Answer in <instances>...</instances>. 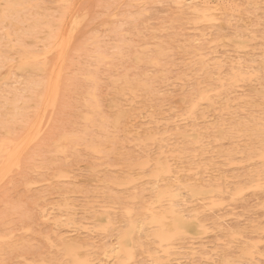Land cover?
I'll list each match as a JSON object with an SVG mask.
<instances>
[{"label": "rangeland", "instance_id": "1", "mask_svg": "<svg viewBox=\"0 0 264 264\" xmlns=\"http://www.w3.org/2000/svg\"><path fill=\"white\" fill-rule=\"evenodd\" d=\"M35 1H37V0H0V12H1L0 13V20H2L0 22V39H1L0 40V51H2L0 53V58L5 59L4 61H3V59L2 60L0 59V66L3 63L1 68H0L1 69L0 90L2 88V90L0 91V95L4 94L1 96L2 97L6 96V97H8L7 99L9 100V101L5 100L6 98H2L0 96V98L3 101L5 100V102L0 100L1 101L0 109H3V110H0V120H1L0 125L2 124L1 127L4 125V123L6 125H8L7 127L4 125L6 128H4V126H3L1 129V127H0V129L2 130V131L0 130V135L2 134V136H3L6 134L3 137L0 136V138H1L0 141L3 140L4 137L6 139L10 138V140L12 137H13V139H14V137L16 139V137H17L16 134L19 135L18 134L19 132L22 133V135L20 133L19 138H17L18 140L17 139L16 140L14 139L15 141L11 140L13 146L14 147L18 146L19 148H16V147L14 148L13 146H11L12 148H10V142L11 141L6 140L5 138L3 141H10V142H6L7 146L3 141H1L5 144L4 147L6 149H3V146H2V145H4L3 143H2V145H0V148L2 149V150L1 149L0 150H1V152L3 151L2 153L0 152L1 158H2V154L4 156V152L7 153V150H8V153H7L8 156L5 153L4 159L2 158L3 161L0 158V160L2 161V162L0 161V163L2 164V166L0 164V166H1L0 169L2 171V172L0 171V173H4L3 175L0 176V186L3 182V185L1 186L2 188L0 187V215H1L0 216V218H1L0 223L3 222L4 220H5V222H3L2 224H4L5 226H7L9 223L11 224L12 220H13V223H15V225L11 224L12 227L9 224L7 226V228L6 227L4 228V225L2 226V224H0V238H1L0 239V249H1L0 254H2V255H0V264H37V263L41 264V261H42V264H57V263L58 264H65V263L66 264H73L74 262H75L74 264H76V262H77V264H82L83 261H84L83 264H117L119 261H121V262H119L118 264H135V263L136 264H149L150 262H151L150 264H154V263L156 264L157 262H159L158 264H210V263L222 264V261H223V264H226V263L230 264V259H232L231 264L233 262H234L233 264H237V262H239L238 264H240V263L246 264L247 262L249 264H264V185H263L264 184L263 183L264 182V163H261V162H264V160H263L264 159V157H263L264 156V151H263L264 147L263 148L261 147V145L264 144V139H263V136H264V132H263L264 131V129H263L264 120L263 121L261 120V119H264V110H263L264 106L262 107V105H264V102L260 101V100L264 101L263 100L264 99L263 98L264 97V91H262V90H264V0H38V2H35ZM16 2H18V3H16ZM64 2L67 4H62ZM68 2H69V4H68ZM18 4L21 6V7L19 6L20 8L18 7ZM21 4H23L24 7ZM22 7L24 8V10H21V9H23ZM15 10H18V11H15ZM71 10H72V12H71ZM113 12H114V14H113ZM83 14H84V16H83ZM1 17H2V19H1ZM55 17H56V19H55ZM76 17H78L79 19ZM86 17H87V19H86ZM81 18H82V20L84 19L83 20L84 23H82ZM72 19L75 20L76 24H74V21ZM72 21H73V23H72ZM4 24H5V26H3ZM13 24H14V26H13ZM11 26H13V27L11 28ZM15 26H17L16 27L17 29L15 28ZM62 28H63V30H62ZM74 29L75 30L77 29V30L75 31ZM4 30H6V31L8 30V31L6 32ZM4 32H6V34L7 33L8 34L6 35ZM56 33L58 35H56ZM60 35H62V37H64V38L62 39L60 37ZM6 37H8V38H6ZM60 38H61V41H59ZM68 38H69V41H68ZM91 39H92V41H91ZM58 41L60 44L64 45V46H62L61 50H59L60 47H59V49H56L57 45L59 44ZM55 46H56V48L54 49L53 47H55ZM64 47H65V49H64ZM52 48H53V50H55V53L57 52V55H59V57L61 56L60 58L58 56H55L56 54H54V51L51 50ZM141 48H144V51ZM139 49H141V50L139 51ZM56 50L62 51L59 53H63V54H58V51H56ZM63 50H65V51H63ZM142 51H143V53H142ZM50 52L51 53L53 52L54 56ZM37 54H40V55L36 56ZM49 54L51 56H53L52 57L53 59L49 56ZM98 54H99V56H98ZM10 55L12 56V58L14 57V59H10L11 61H13V62L10 61L11 63L9 62V58L11 57ZM42 55H45V56H42ZM95 55H97V56H95ZM101 55L106 57V58H103ZM31 57L33 59H31ZM38 57H39V59H38ZM66 57L68 58V61L66 60L67 59ZM23 58L25 60L30 59L32 61H31V63L29 61H27L28 62L27 63V62H25V60ZM61 58H62V60H65V61L62 62ZM36 59L38 60V62L36 61ZM40 59L44 60L43 63H39ZM54 59L55 60L58 59L56 64H54L55 63ZM34 60L36 62H34ZM105 60L108 63L105 62ZM151 60H155V61L151 62ZM5 61H7L9 63L6 62L7 63L6 64ZM60 61L63 64H60ZM139 61H140V63H139ZM48 62H51L52 64L49 63V65H48ZM69 62H73V63H69ZM18 63H19V65H18ZM20 63H23V64H20ZM44 63L46 64L44 66L48 67V69L43 67ZM66 63H67V65L69 63V66H70V64H72V66H70V68H69V66L64 65ZM74 63L76 64V66L73 65ZM151 63H152V65H151ZM15 64H17V66H15ZM31 64L35 65V66H31ZM58 64L60 65V68H58L59 67ZM123 64L126 65L125 68H123L124 67ZM128 64H134V65H128ZM158 64H159V66H163V67L159 68ZM160 64H162V65H160ZM27 65H29V66H27ZM50 65L55 66V67H52L49 70ZM122 65H123V67H122ZM63 66L64 67L67 66V68H64ZM134 66H137L138 68H140V70H142L144 68H145V70H146V68H148V69L146 71L142 70V73H140L141 71H139L136 67L134 68ZM71 67H74L75 69L74 68L72 69ZM115 67L117 68V70H119L121 67L122 70L121 69L119 70L120 74L117 72ZM2 68H5V69H2ZM43 68L47 69L48 71L47 70L41 71V70H44ZM68 68L72 70L73 75H76L77 77L82 75L81 77H79L81 79H78L77 77H74L73 75H71L72 74V72H70L71 70H66ZM76 68H78V69H76ZM158 68H159V70H158ZM165 68L167 71L165 70ZM219 68H221V69H219ZM59 69H61L62 71ZM168 69H169V71H168ZM4 70H5V72H3ZM35 70H37V71H35ZM63 70H64V72H63ZM76 70H78L80 72L77 71V73H76ZM114 70H116L115 71L116 76L118 73V76L116 79L118 80V77L119 76L121 77V78H119V80L122 81L120 83H122V85H123V90L124 89L126 90V88H128L126 91H127L129 96L134 97L133 95H131L132 94L131 92H133V94H135V97H137V94L140 93V94H138L137 98H135V97H134L135 99L132 98V101L135 100L134 102L131 101V97H129L127 95V93H125L126 95H124V92L122 91V88H121L122 85L120 83H118L119 81L115 80V76H113L115 74V72H113ZM123 70L125 71V73L126 72L127 73L124 74ZM49 71H51V72L54 71V72L50 73V75H49V73H48ZM143 71H144V75H143ZM56 72H57V74H56ZM65 72L66 73L69 72V73L66 74ZM148 72H150V73H148ZM154 72H155V74L153 75ZM232 72H234V73H232ZM12 73L14 76L12 75ZM25 73L28 75L26 76ZM58 73H60V74H58ZM158 73H159L160 77L158 76ZM255 73H256V75H255ZM9 74H11V75H9ZM29 74H30V76H29ZM31 74H33L34 76ZM42 74L43 75L45 74L46 76L45 75L43 76ZM63 74H64V76H63ZM78 74H79V76H78ZM127 74H129L130 76L126 78ZM136 74H138V76ZM167 74L169 77L167 76ZM249 74H250V76H248ZM22 75H24L23 76L24 79L21 77ZM37 75H38V77H37ZM53 75H56V78ZM67 75H69V76H67ZM131 75H134V76H132L133 79L135 77V79L132 81L130 80V79H132ZM164 75L167 78H165V77L161 78ZM179 75L180 76L182 75L183 78H185L188 75V78L186 77L187 80H183V79H181L182 77H178ZM251 75H253L252 78H251ZM7 76L8 77L11 76L12 79L10 77H9V79H7L8 78ZM25 76L28 78L29 77H31V78L27 79V78H25ZM35 76H36V78H35ZM39 76H40V79H39ZM41 76L43 79L41 78ZM88 76H91V79ZM140 76L141 77L144 76V78L147 76L146 77L147 80H146V78L144 80L142 77L143 80L141 79L142 81L140 82V79H139ZM155 76L156 77L158 76L156 80H159V79L160 80L156 81L154 79V78H156ZM174 76L177 79H175ZM239 76H243V77L239 78ZM64 77L65 78L70 77V78L65 80ZM112 77H114V78H112ZM72 78H77V79H72ZM125 78H126V80H125ZM171 78L172 79L174 78V79L172 80ZM18 79L20 82L17 81ZM48 79H50L51 81L50 80L48 81ZM62 79H64V80H62ZM69 79H72V80H70L71 82L69 81ZM153 79L155 82L153 81ZM162 79H165L166 83L164 82L165 80H162ZM179 79H181V80H179ZM4 80L5 81H7V80L12 81L13 80V81L12 82L7 81V83H5ZM30 80L36 86H34ZM38 80H39L38 83L40 85L36 84ZM52 80L54 82H55V80H58V82H57L58 86H56L58 88V89H56L57 90V94H56L57 99L55 101L60 102L59 103L60 107H56L58 105L57 104L58 102H55L54 105H52V101L49 99L50 98L49 94L51 92V91H49L50 86L52 87L51 84H53ZM67 80L69 82H67ZM73 80L74 81L79 80L78 81L79 83L77 82L78 83L77 84V83L73 82ZM81 80L82 81L84 80V81L82 82ZM113 80H115L114 84H113ZM148 80L151 83V86L153 88L151 86L149 88V87H146V85H144L145 82ZM27 81H30V82L28 83ZM133 81H135V82H133ZM143 81H145V82L142 84ZM169 81L170 82L174 81V82L169 83ZM245 81H246V83H243ZM22 82L23 83L25 82V83L23 84ZM49 82H50V86H49ZM72 82L74 83L72 86L73 89L76 88L78 90H73L71 88V86L68 87V84L70 83V85H71ZM125 82H127V85ZM130 82L132 84L133 83H135V84H133V86L131 87L132 84ZM149 82H146V83H148V86L150 84ZM160 82H161V84H160ZM14 83H16V86H17V84H20L19 86H17L18 88H21V89L24 88V90H22V93H21V91L18 90V88H16V87L14 88L13 86H10V85H14ZM42 83L45 85H43ZM138 83H139V85H138ZM28 84H32V85H28ZM115 84H119L120 86L119 85L115 86ZM260 84H262V85H260ZM23 85H26V86L28 85L29 88L27 87L28 88L27 89L26 86H23ZM42 85L44 87L47 85V88L46 87L44 88ZM76 85L78 87H75ZM136 85L138 86V90H137ZM213 85H214V88H213ZM234 85H235V87H232ZM9 86L12 88H10ZM37 86L38 87L41 86L40 88L43 87L40 91V94H39V91H37L38 90V88H36ZM62 86H63V88H62ZM92 86L95 88V90ZM196 86L197 87L199 86V88H198L199 90L197 89ZM211 86H212V88H211ZM30 87L33 89L35 87L33 94L35 93V91H36V94L38 93L37 95L34 94L36 96V99L34 96L30 97L31 94H29V93H32V91H33V89L31 90ZM64 87H66V88L64 89ZM112 87H114V88H112ZM130 87H131V89H130ZM142 87H144V88L146 87L147 90H149V91H145L146 88L144 89ZM207 87H208V89L206 92L204 90ZM215 87L216 88L218 87L219 90H218V88L216 89ZM3 88L5 90L11 89V90L17 91L18 95L16 93L12 94V92H14V91H9V92L7 91V93L5 91V93H6L5 94L3 91ZM68 88H71V90L75 91L76 93L72 92V91L67 92L70 90ZM132 88H134V89H132ZM15 89H17V90H15ZM114 89H116V90H114ZM120 89H121V91H119ZM139 89H140V91H139ZM150 89L153 90L154 93ZM200 89H201V91H200ZM222 89H224V90H222ZM225 89H227V90H225ZM230 89H233V90H230ZM256 89H257V91H256ZM141 90L143 93H141ZM211 90L214 91V93L208 92ZM215 90H216V92H215ZM235 90H237V91H235ZM18 91L21 93V96H20V93ZM24 91L26 93H27V91H29L27 93V95H29V97L31 99L27 95H25L26 93ZM59 91L62 93H60ZM85 91H87V92H85ZM114 91H117V92L119 91V92L118 93L116 92V94H112V93H115ZM136 91H138V93ZM144 91H145V93H144ZM150 91L153 93L152 96H151L152 93L150 94ZM185 91H186V93H185ZM195 91L198 92L197 93L198 96H196ZM199 91L201 92L200 94H199ZM91 92L93 95L92 97L90 96ZM122 92H123V94H122ZM8 93H10V95H8ZM69 93H71L70 96H69ZM147 93H149L150 96H147ZM204 93L206 94L207 97L204 96L205 95ZM215 93H217V94L221 93V94L213 96V94L215 95ZM11 94L14 97H12ZM15 94L17 95V97ZM45 94L47 95V97ZM63 94H68V95L64 96ZM117 94H119V96ZM120 94H121V96H120ZM201 94L204 96V98H201L202 97V96H200ZM22 95H24V96H22ZM75 95L77 96V98L75 97ZM78 95H80V96H78ZM208 95L210 97H208ZM9 96H11V97H9ZM68 96H69V98H68L69 100L65 99V105L62 106V104L64 103V102L61 103V101H64L63 97L66 98ZM114 96H117V97H114ZM125 96H126V98H125ZM185 96H188V98ZM192 96H195L194 99ZM223 96L225 97V99ZM71 97L73 98L72 101L70 100ZM90 97L92 100L90 99ZM118 97H120V100H123L124 104L119 100ZM121 97H124L126 99V102L124 101L125 99L124 98L122 99ZM144 97H146V98H144ZM191 97H192V99H191ZM234 97H235V99H234ZM249 97L251 98V100ZM25 98H26V100H25ZM37 98H38V100L41 99V101H39V103H38ZM61 98L63 100H61ZM110 98H115L117 100V102H114L115 99L111 100ZM127 98L130 99V101H129V102H131L130 104L128 103ZM147 98L150 102L148 100H145ZM183 98H185L184 101H183ZM242 98L247 100V102L245 100H242ZM261 98H263V99H261ZM20 99H21V101H20ZM46 99L48 100L47 102H46ZM81 99H83V100H81ZM104 99L108 102L104 101ZM108 99L111 101H109ZM226 99H227V101H226ZM229 99H230V101H229ZM49 100H50V102H49ZM66 100L70 101V103H72V104L70 106H68L69 102ZM94 100H95V102H94ZM185 100H186V103H183V102H185ZM196 100H198V101H196ZM212 100L215 101V102H213L214 106H213V103L211 102ZM233 100H235V101H233ZM35 101H36V103H35ZM146 101H148V102H146ZM187 101L191 102V103L188 102V104H189L188 106H190V108L187 106ZM225 101L227 103H225ZM254 101L256 103H254ZM67 102H68V105H66ZM109 102H111L112 104H110ZM194 102H195V104L198 103L197 104L198 106L192 104ZM201 102L203 104H201ZM217 102H220V103H217ZM238 102H240V103H238ZM2 103H4V106H2L3 105ZM37 103L40 104L41 106L38 105ZM46 103H50V104L48 105ZM114 103H115V105H113ZM120 103H122L121 104L122 106L120 105ZM208 103L210 105H212L214 108L212 106L210 107V105ZM232 103H234V105ZM250 103H251V105H250ZM96 104H97V106H95ZM144 104H146V105H144ZM180 104H182V105H180ZM225 104H227V105L225 106ZM33 105L35 107L39 106V108H37V107L35 108V107H33ZM50 105L54 106L53 107L54 109L50 108ZM87 105H88V107L91 105L90 107H92V109L86 107ZM183 105H185L186 107ZM215 105L216 106L218 105L217 107L219 109L216 108ZM223 105H224V107H223ZM5 106H6V108L7 107L8 108L7 109L3 108ZM81 106L83 108H81ZM94 106H95V109H94ZM108 106L112 110H110ZM112 106L114 108L116 106L117 107L114 110L112 108ZM120 106L122 108H120ZM144 106H145V108H144ZM170 106H172V107H170ZM44 107H45V109H44ZM100 107H101V109H100ZM103 107H105V108H103ZM146 107H147V110H146ZM156 107L158 108V110ZM162 107L165 109H163ZM166 107H167V109H166ZM187 107L190 110L191 109L193 111L195 110V112H193L192 110H191L192 112H190V113H189L190 110H188V112H187L186 111ZM195 107L196 108L199 107L198 110ZM201 107H204L205 109H202ZM33 108H34V110L35 109H37V110L34 111ZM49 108H50V111H52V113H51V118L49 117V121H48L47 120L48 116H50L49 115L50 111L48 110ZM117 108H118V110L123 109L122 111H120V110L119 111L121 114L124 113L123 115H124L125 119L122 117L123 115L120 116L121 114H119V111L116 110ZM180 108H181V110H182V108L184 110L181 111V110H179ZM232 108H235L237 110L236 111L234 109L235 112L238 113V111H240L241 113L240 112L238 114L234 113V110H232ZM256 108H257V110H255ZM259 108H260V111H259ZM13 109L14 110L16 109L15 112L13 111ZM58 109L59 110L61 109L60 113L63 112V114H60ZM79 109L80 110L83 109V110L77 111ZM88 109L89 110L90 109L96 110L98 113L102 112L104 116L107 114L105 116L106 118L103 117L102 113H100L98 115L99 116L98 117V116H96L98 113L96 115H94L96 113V111H94V113H93L92 111H89ZM104 109H106V110H104ZM108 109L110 110L109 112H107ZM168 109H170L171 111ZM173 109H174V111H173ZM199 109L201 111H199ZM211 109H214V110L212 111ZM225 109H227V110H225ZM243 109H245V110H243ZM252 109H254V110H252ZM98 110H100V112ZM155 110H157V111H155ZM161 110H162V112L164 110L163 114L161 113ZM218 110L219 111L224 110L223 112L220 113L221 116L219 114H217V113H219ZM47 111H48V113H46ZM53 111H55V113ZM103 111H106V113H104ZM111 111H113V112H111ZM114 111H116L118 114ZM148 111H149V113H148ZM153 111L155 112L156 115L159 114V115H157V119H156V115L153 114L154 113ZM175 111H176V114H175ZM203 111H204V113H203ZM7 112H9V116H13L12 114L15 115V113H16V116L9 117L7 115L8 114ZM36 112H37V114H36ZM140 112H142V113H140ZM224 112H226V113H224ZM245 112H248L249 114H247V113L245 114ZM81 113H83V114H81ZM108 113L109 114L113 113L114 115L112 114L113 115L112 116V115H109ZM160 113H161L162 117H161ZM165 113H166V115H165ZM172 113L175 114L176 117H172V116H174ZM182 113L185 114V116L188 115L189 117L186 116L188 119ZM201 113H202V115H201ZM4 114H6V117H4L5 116ZM26 114H28V116H27L28 121H26L27 119H24V118H26ZM29 114H31V115L29 116ZM32 114L33 115L35 114V115L33 116ZM89 114L90 115L93 114V116L90 117ZM128 114H131V115L129 116V118H126V117H128ZM147 114H148V116H147ZM203 114H204V116H203ZM205 114L207 117L205 116ZM40 115H41V117H40ZM53 115H56V116H53ZM101 115H102V117H101ZM152 115H154L155 118H153L154 116H152ZM52 116L54 117L55 120L52 119L53 118ZM78 116H82V117L80 119H78ZM84 116H86V117L89 116L90 118L88 117L89 119L87 120V118H85ZM95 116H96V119H95ZM167 116H168V118H165ZM199 116H200V119H198ZM22 117H24V118H22ZM29 117H31V118L34 117L32 120H30L31 122L29 121ZM55 117H57V118H55ZM93 117L95 120L93 119ZM107 117H109L108 118L109 120L107 119ZM117 117H119V119L123 118L122 119L123 124L122 123L120 124L121 121H119ZM170 117H172V118H170ZM227 117H229L231 120L228 119ZM16 118H18V119H16ZM91 118H92V120H91ZM97 118H100L102 120H99ZM103 118L107 119L106 121H109V122L104 123ZM151 118H153V119L151 120ZM164 118L169 120V121L164 120ZM182 118H184V119H182ZM201 118H204L205 120H203V119L201 120ZM7 119L9 122L8 121L5 122V120H7ZM14 119H15V121H17V120L18 121L15 122ZM23 119L25 120L24 121L25 124H22ZM43 119H46L48 122H46V120H43ZM51 119H52V122L49 123ZM66 119L69 120L68 125L66 124L67 123L66 121H68ZM70 119L73 121H71ZM154 119L158 121V122L156 121L157 124H155ZM160 119H162L163 121ZM191 119L193 120V122ZM240 119H242V120H240ZM19 120H20V123H18ZM78 120H81V121H78ZM127 120L129 121L128 123H130V121L133 123H130V125H129L128 123H126ZM171 120H173V121H171ZM194 120H196V121L194 122ZM44 121L46 122V124ZM95 121H97V122H95ZM110 121H111L112 125H109ZM149 121H152V122H149ZM26 122H28V125H26ZM43 122H44V124H43ZM70 122H72V123H70ZM91 122H92V124L96 123L95 127L89 126V125H91ZM117 122L119 123L118 124L119 126H117ZM169 122H172V124ZM34 123H35L34 128L31 129L30 126L33 125ZM41 123L43 124L42 128L40 126ZM76 123L78 125V128L75 125ZM193 123H195V124L193 125ZM240 123H243V124L246 123V124L240 125ZM17 124L18 125L22 124V125H24L25 128H23V126H21V125L15 127V125H17ZM79 124L81 126H79ZM98 124H100V125H98ZM102 124L103 125L108 124V125L107 126L105 125L103 128ZM131 124H133V125H131ZM153 124H155V125H153ZM221 124H222V126H221ZM249 124H251V125H249ZM258 124H259V129H258V126H256ZM84 125L86 127H83ZM101 125L103 128L102 130H104L103 132L100 129ZM113 125H115V126H113ZM121 125H123L125 129L123 128V126L121 127ZM236 125H238V126L236 127ZM27 126H29V127H27ZM96 126H98V127L100 126L99 129L98 128L96 129ZM128 126H130V127L128 128ZM131 126L133 127V129L131 128ZM212 126L214 127V129ZM242 126L245 128H242ZM11 127H13L14 129ZM21 127L23 130L21 129ZM69 127H71L72 129ZM81 127L83 129L88 128L89 130H87V131H86V129L83 130ZM92 127H94V128L92 129ZM106 127L110 129L108 131V133H110V134L106 133L108 130ZM198 127H200V128H198ZM222 127L225 129V131ZM9 128H11L10 129L11 131H13V130L15 131L16 128H18V129L20 128L19 129L20 131L18 129H16L19 132L16 131L15 132L16 134L14 133L15 134V136H14V134H12L14 131L10 133V131L8 130ZM73 128H75V129H73ZM114 128L116 129L115 131H114ZM118 128L119 129L121 128L120 129L121 131H119ZM170 128H172V129L170 130ZM247 128H248V130H247ZM255 128H256V130L258 129L257 132H256V130H253ZM5 129H6V131H5ZM63 129H65V130H63ZM67 129L69 130V133H68ZM76 129L77 130L79 129L78 130L79 135L75 134V132H77ZM128 129H129V131H128ZM146 129H149L151 131L146 130ZM204 129H205V131H204ZM235 129H236V131H235ZM242 129H243V131H242ZM261 129H263V130H261ZM38 130H39V133L37 135H35ZM58 130L60 132H58ZM92 130H94V132ZM99 130H100V133L102 134L101 135L98 132V134H100V136H98V134H96L97 131H99ZM22 131H24V132H22ZM83 131H85V133ZM89 131H91V133H90V134H92L91 136H90V134H88ZM126 131L128 134L125 133ZM190 131H192L193 133ZM195 131L199 135L196 134ZM234 131L236 133H233ZM237 131H238V133H237ZM80 132L81 133L83 132L82 134H83V136H85L84 139H83V136ZM129 132H130V134H129ZM149 132L150 133L153 132L155 134L152 133V136H151V134ZM230 132L232 134H230ZM247 132H249L251 134H248ZM60 133H62V135ZM93 133H95V134L93 135ZM104 133L108 134L109 136L104 135ZM111 133L112 134L114 133L113 136H115L114 139L117 138L116 140H113V138H112L113 136ZM135 133L137 135H135ZM147 133H149L150 136H148ZM173 133H174V135H173ZM225 133L227 135L228 134L229 135L227 136ZM239 133H240V135H239ZM10 134H12L13 136ZM58 134H59V136H58ZM74 134H75L76 138L78 137L77 139H75ZM84 134H86V135H84ZM116 134H118V135H116ZM125 134L129 135V136H126ZM156 134H158V135H156ZM159 134H160V137H158ZM203 134H204V136H202ZM237 134H238V136H237ZM241 134H245V135H241ZM247 134L249 136H247ZM32 135H34V136H32ZM53 135H55V136H53ZM64 135H68V136H66V138H64L65 137ZM70 135L72 136L71 139H73V140L69 139ZM95 135H97V136H95ZM144 135H146L147 137H145ZM234 135H235V138H234ZM35 136H37V137L33 138ZM41 136H43L44 139H42ZM57 136L60 137L59 138L60 140L56 141L55 138L58 139ZM101 136H103L102 139L100 138ZM166 136H168V137H166ZM239 136L241 139H239ZM256 136H258V137L261 136V138L260 137L258 138ZM39 137L42 140L41 142L38 141V140H40V139H38ZM81 137L84 141L86 140L89 143L87 144L86 141L84 143L83 140L81 139ZM104 137H106V138H104ZM109 137H111V138H109ZM130 137L133 139V141ZM134 137L135 138L140 137V138L135 139ZM141 137H145V139L142 138V140H141ZM254 137H256V138H254ZM53 138H54V140H53ZM79 138L82 140V142H81L82 144L80 143L81 140H78ZM85 138H87V139H85ZM95 138H97V139H95ZM103 138L105 139L104 141H103ZM232 138L236 140V141L234 140L235 144H233V142L228 141V139L230 141H233V140H231ZM236 138L239 139V141ZM33 139H35V141H38L39 143L35 142V141L32 142L31 140H33ZM134 139H135V141H134ZM155 139H156V141H154ZM202 139H204V140H202ZM205 139H207V140L209 139V140L206 141ZM247 139H249V141ZM61 140H63V141H61ZM69 140H70V144L73 143L72 145H69V143H68ZM90 140H92V141L94 140V141L92 142ZM197 140L200 141V144H199V141H197ZM215 140H216V142H215ZM16 141H18V142H16ZM22 141H23V143H22ZM54 141H56V142H54ZM59 141L61 143L62 142L63 143L60 144V143H58ZM98 141L100 142V145H98L99 144ZM102 141H103V143H101ZM105 141L106 142L108 141L110 143H108V142L106 143ZM140 141H142V142H140ZM144 141H146V143ZM147 141H148V143H147ZM95 142H96V146H94ZM138 142H140V143H138ZM143 142H144V144H143ZM150 142H152V143L150 144ZM153 142H156V143H153ZM158 142H161V143H159L160 145L158 144ZM202 142H203V145H202ZM248 142H250V143H248ZM251 142H253L254 144L253 143L251 144ZM255 142H257V143H255ZM260 142H262V143L259 145ZM20 143H21V146H20ZM26 143H27V145H25ZM40 143L44 144L43 145L44 147L42 145H40ZM90 143H91V145H90ZM104 143H106V144H104ZM137 143L140 146H138ZM194 143H196V144L198 143L197 146L198 145L199 146L195 147L196 144H194ZM204 143H206V145H204ZM65 144H68L70 146V150H69L68 146H67L68 148L65 146ZM75 144H76V146L78 145V147H76ZM247 144L248 145L251 144V145L247 146ZM52 145H54V146H52ZM56 145H57V147H56ZM62 145H64V146H62ZM80 145H83L84 147L82 148V146H80ZM207 145H209V146H207ZM232 145H234L235 147L237 145L238 147H236V148L240 152L242 151L243 153L238 154V153H240L238 150H235V152H234L235 147H233ZM244 145H246V146H244ZM252 145H254V146H252ZM40 146H42L41 151L39 150ZM50 146H52V147H50ZM72 146L74 147V149L72 148ZM98 146H101V147L99 148ZM175 146H177V147H175ZM250 146L254 147L253 148L254 151L252 150V147L250 148ZM262 146H264V145H262ZM28 147H29V150L31 152H28L29 151ZM31 147H33V148L37 147L36 149L38 151L36 149H34L37 152V153L35 152L36 155L33 153L34 151L31 150V149H33ZM54 147H56V148L53 149V151H52V148H54ZM94 147L96 149H94ZM243 147H245V149H243ZM255 147L257 149H258V147L259 148L261 147L262 149H259V150L260 151L262 150V151L261 152L258 151L257 149H255ZM48 148H51V149H48ZM61 148H62V150H61ZM76 148H78V149H76ZM84 148H86V149H84ZM102 148L105 149L104 150L105 152L103 151ZM239 148H241L242 150H240ZM248 148H250L252 151ZM23 149H25V150H23ZM232 149H233V151H232ZM246 149H248V150H246ZM66 150H69V151H66ZM81 150H82V152H81ZM87 150L89 153L87 152ZM175 150L177 152H175ZM192 150L196 151V153ZM200 150L202 151L203 154L201 153ZM249 150L251 152H248ZM13 151L16 154H17V152L19 154L21 153L20 155H18V163H20L21 160H23L26 157V155H27V158H25V159L26 160L30 159L29 160L30 162H28L24 159L22 161V163H20V165L19 164H13V165L11 164L13 166V167H11L10 163H12V162L10 161V159H11L10 157L12 155H14ZM26 151L28 153H33V155L29 154L33 158H31V156H30V158H28L29 155L27 153H25ZM45 151H47V152L49 151L48 152L49 154ZM56 151H58L57 152L58 157L55 153ZM63 151H65L66 153ZM75 151H78L77 153L79 155ZM83 151H85L86 153L83 154L84 153ZM161 151H162V153H161ZM222 151H226V153L222 152ZM40 152H41V154H39ZM59 152L60 153L62 152L61 155L59 154ZM71 152L73 153V156L75 154H77L78 156L75 155L74 157H71V154H72ZM94 152H95L96 156L94 155ZM207 152H209L211 154H209ZM252 152H255V153H252ZM231 153L233 154L232 157H234V158L230 157L232 155ZM51 154H52V156L50 158L49 156ZM65 154H67V155H65ZM86 154H88V155H86ZM262 154H263V156L261 157ZM64 155H65V157L67 156L66 159L64 158ZM234 155H236L238 157H236ZM249 155L253 158H250ZM253 155H255V156H253ZM43 156H45V157H43ZM46 156H47V158H46ZM55 156H56V158H55ZM226 156H227L228 160L226 159ZM34 157H36V158H34ZM59 157H62L63 159H60ZM5 158H7L6 161H5ZM49 158H50V160H48ZM223 158H225V159H223ZM258 158L263 160V161H260ZM42 159H44V161ZM57 159L61 160V162L57 163V162H59V160H57ZM45 160L49 161V163L46 162L47 163L46 164ZM54 160H55V163L53 162ZM63 160L65 161V163L63 162ZM72 160H73V162H72ZM148 160H149V162H148ZM247 160H248V162H247ZM77 161H79V162H77ZM223 161H225L226 163L230 162L231 165H229L230 163H228V164L223 163ZM8 162H9V164H8ZM23 162H25V163H23ZM67 162H69V163H67ZM33 163H36V164L34 165ZM61 163H62V166H61ZM5 164H7V165H5ZM28 164H31V165H28ZM39 164L46 165L47 167L45 166V170H44L43 169L44 166L39 165ZM52 164L55 166H51ZM56 164H58L60 167L57 166V168L55 169ZM65 164H67V165H65ZM179 164L182 167H180ZM196 164H198V165H196ZM8 165H10V167ZM15 165H17L18 168ZM21 165H22V167H19ZM6 166H8L9 169H5ZM137 166H140V167H137ZM24 167L26 170H24ZM29 167H31V168H29ZM33 167L35 169L38 167L37 172H40V173H37L36 170L32 169ZM193 167H194V169H193ZM20 168H22V169H20ZM40 168H41V170H40ZM46 168H47V170H46ZM50 168H54L56 171L52 170V169L50 170ZM61 168H63V169H61ZM139 168L142 170H140ZM3 169H5L7 171L5 172ZM42 169H43V171H42ZM57 169L58 170L61 169L63 172L61 170L57 171ZM156 169H158V171ZM163 169H164V171H163ZM168 169H169V171H168ZM9 170L11 173L9 172ZM14 170L16 171V173L13 172ZM28 170H29V172H28ZM49 170L51 172L54 171L55 173H53V172L51 173ZM173 171L175 174H173ZM194 171H195V173H194ZM8 172H9V174H8ZM26 172L28 173V175H26L27 174ZM58 172H59V174L60 173L61 174L59 175ZM159 172H160V174H159ZM11 174H13V175H11ZM20 174H22V179H21V177L17 178L18 176H21ZM23 174L25 176H23ZM38 174L41 176V178H37V177H40ZM159 175H160V177H159ZM174 175H176L177 177ZM33 176L35 178H33ZM46 176H48V178ZM60 177H62V178H60ZM155 177H157V178H155ZM25 178L28 179L29 181L28 180L24 181ZM43 178L46 182L42 181ZM46 178L48 180H46ZM50 178L53 179V181L51 180V182H50L49 181ZM262 178H263V180H262ZM19 179H21L23 181V183ZM31 179H32V181H31ZM38 179H41V183H40V180L38 181ZM255 179L257 180V182ZM4 180H5V182H4ZM33 180H35L36 182H34ZM259 180H262V181H259ZM12 181H14V182L12 183ZM37 181H38V183H37ZM114 182H116V183H114ZM154 182H155V184H154ZM174 182H176V183H174ZM181 182H183V186H182ZM249 182L251 183L250 185H248ZM28 183L30 184V186ZM194 183H196V184H194ZM213 183H214V186L212 185ZM171 184L173 185V187ZM187 184L188 185L192 184V185L188 186ZM208 184H210V185H208ZM18 186H20V187L23 186V187L20 188ZM156 186H157V188H156ZM161 186H163L164 188L167 187V189H164L163 187L161 188ZM210 186H212L214 188L212 189V187H210ZM216 186H218V187L221 186V187L219 189ZM24 187H25V189H24ZM226 187L229 189L228 192L226 190L227 189ZM159 188H161V189H159ZM170 188H172V189L170 190ZM201 188H203V189H201ZM153 190H154V192H156L155 194H154V192H151ZM169 190H170V192L172 190L173 191L171 193H169L168 192ZM175 190H178L179 192L178 191L176 192ZM166 191H167V193H164ZM15 192L16 193L18 192V193L15 194ZM180 192H182V193H180ZM163 194L165 195L164 197H163ZM169 194H173L175 197L172 195L174 197L173 198L172 196H169ZM181 195H183V196H181ZM166 196L168 198H166ZM184 196H185V198H183ZM211 196H213V197H211ZM170 197H172V198H170ZM178 197L181 199H179ZM202 197H203V199H202ZM157 198H159V199H157ZM160 199L161 200L165 199V201H161ZM187 200L188 201L190 200L189 203ZM180 201H183V202L180 203ZM156 202H157V204H155ZM174 202H177L179 204L175 203V205H173ZM207 204H209V205H207ZM61 205H63V206L61 207ZM157 205H159V206H157ZM172 205L175 206L177 209L176 208L173 209L174 207ZM169 206L172 208H170ZM190 206H192V207H190ZM158 207L160 209L164 208V211L167 208L165 211L166 215L165 214L159 215V213H161V212L163 213L164 211L158 209ZM179 207H181L183 209L185 208L184 209L185 211L181 208L179 209ZM149 209H152L151 212L149 211ZM157 209H158V211H157ZM188 209H189V212H188ZM196 209L199 212H197ZM132 210L134 213H131ZM145 210L147 212H150V213H154L155 211H157L158 212L157 214L159 216L157 214H155L156 213L155 212L153 215H154V217L157 215L156 219L154 221H152V220L147 218L148 219L147 220L145 218L148 217V215L150 213H147ZM172 210H173V212H172ZM179 210L180 211L182 210V213ZM183 211H184V213H183ZM69 212H72V213H69ZM192 212L196 213V214H193ZM15 213H16V215H15ZM135 213H137V215ZM167 214H168V216L170 215L172 217V218H170L171 221L169 220L170 225H168L169 223L167 222L169 219ZM178 214H180V215H178ZM191 214H193L192 216L198 215V217L196 216V219H195L194 218L195 216L191 217ZM199 214H200V216H199ZM69 215L71 216V218L72 217L73 218L70 219ZM134 215H135V217H134ZM145 215H146V217H145ZM183 215H185V216H183ZM3 216H5V218ZM136 216H138V217H136ZM161 216L163 217V219L165 221H163ZM22 217H24V219ZM109 217H110V220L107 219ZM126 217L128 219L130 218V220H129L130 222L126 221L127 220ZM159 217L161 220L157 219ZM164 217L165 218L167 217V219H165ZM187 217L188 218L190 217L189 218L190 220ZM19 218H21L22 221H20ZM60 218H61V220H60ZM201 218H202V220H201ZM6 219H8V220L6 221ZM16 219L19 222H17ZM89 219H90V221H89ZM134 219L140 220L141 222H138L137 220L133 222ZM143 219H144V221L146 220V222L142 223ZM57 220H58V222H57ZM68 220H70V221H68ZM25 221H26L27 225L25 224ZM111 221H113V222H111ZM201 221H203L204 223ZM21 222H23L22 223L23 225L21 224ZM54 222H56L58 224L56 225V223H54ZM64 222H68L69 224L68 223H67L68 225L66 223L64 224ZM135 222H137L138 224ZM17 223H19L20 225ZM134 223H135V225H134ZM139 223H140V225H139ZM155 223H156V225L153 226ZM165 223H167V225H164ZM158 224H159V226H157ZM162 224L164 226H167V227H164ZM62 225H65V227L64 226L62 227ZM73 225H75L74 227H76V228H74ZM116 225H117V227H114ZM142 225L144 227H142ZM17 226L19 228H15ZM21 226H23V227H21ZM106 226H109L110 228L106 227ZM218 226H220V227H218ZM59 227H61V228H59ZM137 227L139 228V230ZM153 227H156L157 229H155L154 233H151L150 231L154 230ZM113 228H115V229H113ZM150 228H151V230H148ZM168 228H169V230H168ZM22 229L27 230V231L30 230V231L29 232H27V231L21 232ZM161 229L163 231L165 229L166 233L160 232ZM173 229H175V230H173ZM137 230H138V232H137ZM176 230H178L179 232L178 231L176 232ZM3 232H4V236L2 235ZM170 232H172V233H170ZM143 233H145V236ZM173 233H175V234L173 235ZM9 234H12L13 236H9ZM20 234H22V235H20ZM181 234H183V235H181ZM157 235H159V236H157ZM160 235L162 237L163 236L166 237V240H163L165 242L162 241ZM167 235L169 238L167 237ZM169 235H171V237ZM7 236H9V237H7ZM20 236H23V237H21V238H23V241L20 238ZM150 236H151V238H150ZM173 236H174V238H173ZM181 236H183V237H181ZM45 237H46L47 241L50 242L49 245H47L48 243L45 241V239H44ZM137 237L138 238L140 237L141 239H137ZM145 237L147 239H145ZM148 237H149V239H148ZM182 238H184V239H182ZM7 239H9V240H7ZM168 239H169V243L167 244ZM172 239L179 240V241H174ZM187 239H188V241H187ZM152 240L154 241L153 243H151ZM184 240H186V241L184 242ZM7 241L9 243H6V244L3 243V242H7ZM19 241H21V243L25 242V244H23V246L20 245L21 247H18L19 244H21ZM63 241L65 242V244ZM132 241H133V245H132ZM146 241H147V243H146ZM172 241H174L175 244L170 245V243L172 244ZM224 242L227 243L226 244L227 246L225 245ZM229 242H230V244H228ZM54 244H56V245H54ZM138 244L140 246H138ZM157 244H158V247L156 246ZM165 244H167L168 246ZM176 244H177V246H176ZM25 245H27V248ZM50 245H51V247H49ZM57 245H59V246L57 247ZM91 245L94 246L95 248L92 247ZM143 245L145 246L146 250H145ZM179 245H181V246L179 247ZM249 245L253 246V248L252 247L250 248ZM7 246H8V248H7L8 250L6 249ZM150 246L153 247V249L150 248V250H148L149 249L148 247H150ZM2 247H4L5 250ZM33 247H36V248H33ZM138 247L141 248V250H142L141 252H139L140 250H138ZM155 247H157V249L159 250L160 253L155 252V251H158ZM175 247L176 248L179 247V248L174 250L173 248H175ZM229 247H230V249H229ZM243 247H245V248H243ZM17 248H19L20 250ZM54 248H58V249L55 250ZM91 248L94 251H92ZM143 248H144V250H143ZM247 248H250V249L247 250ZM108 249H111V251ZM154 249H155V251H154ZM243 249H245L246 251H243ZM253 249L257 250L259 253L254 254V252H257V251H254ZM95 250H97V251H95ZM112 250H113V252H112ZM151 250L155 252L153 255H151L153 253ZM18 251H19V253L21 252V254H19ZM249 251L251 252V254ZM15 252H17V253H15ZM67 252L68 253L70 252V254L67 255ZM73 252L75 254H77L76 252H78V254L75 255ZM85 252L87 254H89V257H87L88 255ZM88 252H90V253H88ZM91 252L94 254H92ZM104 252H105V255H104ZM142 252H144V254L145 253L146 254L143 255ZM10 253H12L13 255L11 254V256H10ZM14 253H15V255H14ZM72 253L74 254V256L71 255ZM114 253H115V256L117 257V259L115 256L111 257V256H113ZM129 253L131 255V256L130 255L129 256L132 257L133 260L130 257L128 258V256L126 258V255ZM243 253H245L248 256H243V255H245ZM168 254L169 255L171 254L173 257L174 256L175 257L173 258L172 256H168ZM118 255L120 256V259H119ZM256 255H258L259 257ZM149 256H151L150 261H149ZM152 256H155V257L159 256V257H161L160 259H162V257L164 256L162 259L163 262H161V260H157L159 258L156 257L157 258L156 259ZM239 256L241 257V259ZM249 256H250V258H249ZM176 257H177V260H176ZM222 257H224L225 259H223ZM243 257H245V260H243ZM77 258H79V259L77 260ZM114 258H115V260H117V263L114 260ZM151 258H152V260H151ZM237 258H239V259H237ZM246 258L248 260H253V261H248ZM92 259L94 260V262ZM153 259H155L156 262ZM166 259H167V261H166ZM123 260H124V262H123ZM139 260H141L140 263H139ZM144 260H145V262H144ZM246 260H247V262H246ZM168 261L170 263H166ZM250 262H252V263H250Z\"/></svg>", "mask_w": 264, "mask_h": 264}, {"label": "bare ground", "instance_id": "2", "mask_svg": "<svg viewBox=\"0 0 264 264\" xmlns=\"http://www.w3.org/2000/svg\"><path fill=\"white\" fill-rule=\"evenodd\" d=\"M35 2H38V0L35 1ZM35 2H34V3H35ZM61 2H62V1H61ZM61 2H60V3H61ZM16 3H18V2H16ZM57 3H58V2H57ZM142 3H143V2H142ZM62 4H67V3L64 2V3H62ZM68 4H69V2H68ZM77 4H78V3H77ZM130 4H131V3H130ZM21 5L24 7L23 4H21ZM118 5H119V4H118ZM122 5H123V4H122ZM136 5H137V4H136ZM159 5H160V4H159ZM19 6H20V5L18 4V7H19ZM56 6H57V5H56ZM66 6H67V5H66ZM68 6H69V5H68ZM143 6H144V5H143ZM20 7H21V6H20ZM20 7H19V8H20ZM23 7H22V8H23ZM117 7H118V6H117ZM4 8H5V7H4ZM15 8H16V7H15ZM15 8H14V9H15ZM76 8H77V7H76ZM112 9H113V8H112ZM5 10H6V9H5ZM5 10H4V11H5ZM21 10H24V8L21 9ZM116 10H117V9H116ZM15 11H18V10H15ZM66 11H67V10H66ZM111 11H112V10H111ZM62 12H63V11H62ZM71 12H72V10H71ZM0 13H1V12H0ZM28 13H29V12H28ZM147 13H148V12H147ZM203 13H204V12H203ZM12 14H13V13H12ZM85 14H86V13H85ZM107 14H108V13H107ZM113 14H114V12H113ZM9 15H10V14H9ZM9 15H8V16H9ZM80 15H81V14H80ZM83 16H84V14H83ZM83 16H82V17H83ZM85 16H86V15H85ZM146 16H147V15H146ZM40 17H41V16H40ZM78 17H79V16H78ZM78 17H76V18H78ZM111 17H112V16H111ZM147 17H148V16H147ZM76 18H75V19H76ZM1 19H2V17H1ZM13 19H14V18H13ZM49 19H50V18H49ZM55 19H56V17H55ZM73 19H74V18H73ZM73 19H72V20H73ZM78 19H79V18H78ZM86 19H87V17H86ZM81 20H82V18H81ZM83 20H84V19H83ZM83 20H82V23H84ZM1 21H2V20H0V22H1ZM5 21H6V20H5ZM10 21H11V20H10ZM18 21H19V20H18ZM73 21H74V24H76L75 20H73ZM73 21H72V23H73ZM76 21H77V20H76ZM101 21H102V20H101ZM147 21H148V20H147ZM20 22H21V21H20ZM46 22H47V21H46ZM7 23H8V22H7ZM9 24H10V23H9ZM83 25H84V24H83ZM166 25H167V24H166ZM3 26H5V24H4ZM7 26H8V25H7ZM13 26H14V24H13ZM13 26H11V28H12ZM74 26H75V25H74ZM16 27H17V26H15V28H16ZM143 27H144V26H143ZM145 27H146V26H145ZM15 28H14V29H15ZM22 28H23V27H22ZM74 28H75V27H74ZM14 29H13V30H14ZM16 29H17V28H16ZM139 29H140V28H139ZM24 30H25V29H24ZM62 30H63V28H62ZM74 30H75V29H74ZM76 30H77V29H76ZM76 30H75V31H76ZM4 31H6V30H4ZM7 31H8V30H7ZM7 31H6V32H7ZM14 31H15V30H14ZM17 31H18V30H17ZM79 31H80V30H79ZM6 32H4V33L6 34ZM61 32H62V31H61ZM12 33H13V32H12ZM72 33H73V32H72ZM152 33H153V32H152ZM5 34H4V35H5ZM7 34H8V33H7ZM7 34H6V35H7ZM138 34H139V33H138ZM56 35H58V34L56 33ZM72 35H73V34H72ZM124 35H125V34H124ZM127 36H128V35H127ZM57 37H58V36H57ZM60 37H61L62 39L64 38V37H62V35H60ZM77 37H78V36H77ZM96 37H97V36H96ZM6 38H8V37H6ZM39 38H40V37H39ZM61 38L59 39V41H61ZM70 38H71V37H70ZM56 39H57V38H56ZM74 39H75V38H74ZM0 40H1V39H0ZM9 40H10V39H9ZM54 41H55V40H54ZM59 41H58V43H59ZM68 41H69V38H68ZM91 41H92V39H91ZM91 41H90V42H91ZM62 42H63V41H62ZM70 42H71V41H70ZM90 42H89V43H90ZM54 43H55V42H54ZM64 43H65V42H64ZM67 43H68V42H67ZM67 43H66V44H67ZM74 43H75V42H74ZM59 44H60V43H59ZM59 44L57 45V48H56V46L53 47V48H54V49H55V48H56V49H59V47H60L59 50H61V49H62V46H64V45H63V44H60V45H59ZM10 45H11V44H10ZM71 45H72V44H71ZM122 45H123V44H122ZM130 46H131V45H130ZM11 47H12V46H11ZM71 47H72V46H71ZM20 48H21V47H20ZM53 48H52L51 50H53ZM14 49H15V48H14ZM64 49H65V47H64ZM67 49H68V48H67ZM67 49H66V50H67ZM141 49H143V51H144V48H141ZM141 49H139V51H140ZM145 49H146V48H145ZM8 50H9V49H8ZM49 50H50V49H49ZM59 50H56V51H58V54H63V53H59V52H62V51H59ZM4 51H5V50H4ZM10 51H11V50H10ZM22 51H23V50H22ZM53 51H54V54H56L55 56H58V57H59V55H57V52L55 53V50H53ZM63 51H65V50H63ZM143 51H142V53H143ZM180 51H181V50H180ZM1 52H2V51H0V53H1ZM34 53H35V52H34ZM45 53H46V52H45ZM50 53H51V52H50ZM35 54H36V53H35ZM51 54L53 55V52H52ZM198 54H199V53H198ZM11 55H12V54H11ZM11 55H10V56H11ZM38 55H40V54H37L36 56H38ZM64 55H65V54H64ZM12 56H13V55H12ZM12 56H11L10 58L8 57V58H9V62L11 61L10 59H14V57L12 58ZM14 56H15V55H14ZM29 56H30V55H29ZM31 56H32V55H31ZM42 56H45V55H42ZM49 56L52 58L54 55L51 56V55L49 54ZM93 56H94V55H93ZM95 56H97V55H95ZM98 56H99V54H98ZM101 56H102V55H101ZM32 57H33V56H32ZM32 57H31V59H33ZM39 57H40V56H39ZM39 57H38V59H39ZM46 57H47V56H46ZM58 57H57V58H58ZM60 57H61V56H60ZM60 57H59V58H60ZM102 57H103V58H106V57H104V56H102ZM133 57H134V56H133ZM136 57H137V56H136ZM27 58H28V57H27ZM36 58H37V57H36ZM40 58H41V57H40ZM54 58H55V57H54ZM66 58H67V57H66ZM103 58H102V59H103ZM134 58H135V57H134ZM134 58H133V59H134ZM0 59H1V60L3 59V61L5 60L4 58H0ZM23 59H24V58H23ZM34 59H35V58H34ZM52 59H53V58H52ZM107 59H108V58H107ZM15 60H16V59H15ZM17 60H18V59H17ZM21 60H22V59H21ZM24 60H25V59H24ZM24 60H23V61H24ZM41 60H42V61H41ZM54 60H55V59H54ZM57 60H58V59H56V60L54 61L55 63H54V62H53V63L56 64ZM66 60L68 61V58H67ZM110 60H111V59H110ZM200 60H201V59H200ZM3 61H2V62H3ZM7 61H8V60H7ZM7 61H5V63H6ZM27 61H29V62L31 63L32 60H30V59L25 60V62H27ZM36 61L38 62L37 59H36ZM36 61L34 60V62H36ZM43 61H44L43 59H40V62H39V63H43ZM61 61L64 62L65 60H62V58H61ZM61 61H60V64H63V63H61ZM108 61H109V60H108ZM153 61H155V60H151V62H153ZM9 62H7V63H9ZM11 62H13V61H11ZM11 62H10V63H11ZM105 62H107V61L105 60ZM7 63H6V64H7ZM27 63H28V62H27ZM39 63H38V64H39ZM49 63L52 64L51 62H48V65H49ZM69 63H73V62H69ZM69 63H68V65H67V63L64 64V65L69 66ZM75 63H76V62H75ZM75 63L73 64L74 66H76ZM107 63H108V62H107ZM139 63H140V61H139ZM156 63H157V62H156ZM2 64H3V63H2ZM2 64H1V66H2ZM20 64H23V63H20ZM103 64H104V63H103ZM105 64H106V63H105ZM18 65H19V63H18ZM39 65H40V64H39ZM44 65H46L45 63L43 64V67H45V68L48 69V67H46V66H44ZM48 65H47V66H48ZM58 65H59V64H58ZM58 65H57V66H58ZM106 65H107V64H106ZM123 65H124V67H123ZM123 65H122V67L125 68L126 65H125V64H123ZM128 65H134V64H128ZM128 65H127V66H128ZM140 65H141V64H140ZM151 65H152V63H151ZM160 65H162V64H160ZM165 65H166V64H165ZM1 66H0V68H1ZM6 66H7V65H6ZM15 66H17V64H15ZM27 66H29V65H27ZM31 66H35V65H32V64H31ZM36 66H37V65H36ZM67 66H66V67L63 66V67H64V68H67ZM70 66H72V64H70ZM70 66H69V68H70ZM118 66H119V65H118ZM138 66H139V65H138ZM158 66H159V64H158ZM236 66H237V65H236ZM3 67H4V66H3ZM8 67H9V66H8ZM19 67H20V66H19ZM37 67H38V66H37ZM49 67H50V68H49V70H50L52 67H55V66L50 65ZM105 67H106V66H105ZM116 67H117V66H116ZM116 67H115V69L117 70ZM129 67H130V66H129ZM135 67H136L139 71H141L140 73H142V70L146 71V70L148 69V68H146V70H145V68L142 69L143 67L141 66V67H142V68H141L142 70H140V68H138L137 66H134V68H135ZM153 67H154V66H153ZM153 67H152V68H153ZM160 67H163V66H159V68H160ZM169 67H170V66H169ZM45 68H43L44 70H41V71H45V70H47V69H45ZM56 68H57V67H56ZM58 68H60V65H59ZM69 68L66 69V70H71V69H69ZM71 68L73 69L74 67H71ZM132 68H133V67H132ZM150 68H151V67H150ZM156 68H157V67H156ZM159 68H158V70H159ZM2 69H5V68H2ZM11 69H12V68H11ZM53 69H54V68H53ZM62 69H63V68H62ZM74 69H75V68H74ZM76 69H78V68H76ZM120 69H121V67H120ZM120 69H119V70H120ZM153 69H154V68H153ZM219 69H221V68H219ZM219 69H218V70H219ZM59 70H61V69H59ZM94 70H95V69H94ZM116 70H114L113 72H115ZM119 70H117V72L120 74V71H119ZM121 70H122V69H121ZM125 70H126V69H125ZM151 70H152V69H151ZM154 70H155V69H154ZM165 70H166V68H165ZM35 71H37V70H35ZM47 71H48V70H47ZM61 71H62V70H61ZM73 71H74V70H73ZM77 71H78V70H76V73H77ZM123 71H124V70H123ZM144 71H143V75H144ZM149 71H150V70H149ZM152 71H153V70H152ZM166 71H167V70H166ZM168 71H169V69H168ZM3 72H5V70H4ZM52 72H54V71H52ZM52 72L49 71V72H48L49 75H50V73H52ZM63 72H64V70H63ZM70 72H72V70H71ZM78 72H80V71H78ZM161 72H162V71H161ZM164 72H165V71H164ZM0 73H1V69H0ZM10 73H11V72H10ZM61 73H62V72H61ZM65 73H66V72H65ZM67 73H69V72H67ZM67 73H66V74H67ZM118 73H117V76H118ZM121 73H122V72H121ZM126 73H127V72H126ZM126 73H125V71H124V74H126ZM135 73H136V72H135ZM140 73H139V74H140ZM145 73H146V72H145ZM148 73H150V72H148ZM148 73H147V74H148ZM232 73H234V72H232ZM25 74H26V73H25ZM56 74H57V72H56ZM58 74H60V73H58ZM79 74H80V73H79ZM79 74H78V76H79ZM147 74H146V75H147ZM151 74H152V73H151ZM151 74H150V75H151ZM154 74H155V72L153 73V75H154ZM161 74H162V73H161ZM9 75H11V74H9ZM12 75H13V73H12ZM27 75H28V74H26V76H27ZM31 75H33V74H31ZM42 75H43V74H42ZM44 75H45V74H44ZM44 75H43V76H44ZM71 75H73V72H72ZM71 75H70V76H71ZM136 75L138 76V74H136ZM136 75H135V76H136ZM148 75H149V74H148ZM153 75H152V76H153ZM177 75H178V74H177ZM184 75H185V74H184ZM198 75H199V74H198ZM255 75H256V73H255ZM257 75H258V74H257ZM13 76H14V75H13ZM23 76H24V75H22L21 77L24 79ZM26 76H25V78H27V79L31 78V77L28 78V77H26ZM29 76H30V74H29ZM33 76H34V75H33ZM45 76H46V75H45ZM53 76H55V78H56V75H53ZM63 76H64V74H63ZM63 76H62V77H63ZM67 76H69V75H67ZM73 76H74V77H77L76 75H73ZM81 76H82V75H80L79 77H81ZM113 76H115V80H117V79H116V78H117V76H116V72H115V74H114ZM125 76H126V75H125ZM129 76H130V75L127 74L126 78L129 77ZM132 76H134V75H131V77H132ZM137 76H136V77H137ZM158 76H159V73H158ZM158 76H157V77H158ZM161 76H162V75H161ZM167 76H168V74H167ZM248 76H250V74H249ZM252 76H253V75H251V78H252ZM7 77H8V76H7ZM9 77L12 79L11 76H9ZM9 77H8L7 79H9ZM21 77H20V78H21ZM37 77H38V75H37ZM79 77H77V78H78V79H81V78H79ZM88 77H90V79H91V76H88ZM142 77H143V79L145 80V78H146L147 76H146L145 78H144V76H142ZM142 77H141V76H140V78L138 77V78L140 79V82L143 80ZM148 77H149V76H148ZM155 77H156V76H155ZM157 77L154 78V79L156 80ZM159 77H160V76H159ZM164 77H165V75H164L163 77H161V78H164ZM168 77H169V76H168ZM170 77H171V76H170ZM178 77H182L181 79H183V80H187L188 75L186 76L187 78L185 77L186 79L183 78L182 75H181V76L179 75ZM190 77H191V76H190ZM195 77H196V76H195ZM240 77H243V76H239V78H240ZM16 78H17V77H16ZM22 78H21V79H22ZM35 78H36V76H35ZM41 78H42V76H41ZM57 78H58V77H57ZM68 78H70V77H68ZM68 78H65V77H64L65 80L68 79ZM77 78H72V79H77ZM82 78H83V77H82ZM112 78H114V77H112ZM112 78H111V79H112ZM119 78H121V77H120V76L118 77V80H117V81H119L118 83L122 82V81L119 80ZM123 78H124V77H123ZM126 78H125V80H126ZM150 78H151V77H150ZM165 78H167V77H165ZM174 78L177 79L175 76H174ZM174 78H173V79H174ZM192 78H193V77H192ZM11 79H10V80H11ZM14 79H15V78H14ZM39 79H40V76H39ZM42 79H43V78H42ZM42 79H41V80H42ZM64 79H62V80H64ZM72 79H69V81L72 80ZM85 79H86V78H85ZM109 79H110V78H109ZM109 79H108V80H109ZM134 79H135V77H134ZM134 79H133V77H132V79H130V80L132 81V80H134ZM141 79H142V80H141ZM148 79H149V78H148ZM154 79H153V81H154ZM171 79H172V78H171ZM171 79H170V80H171ZM173 79H172V80H173ZM181 79H179V80H181ZM218 79H219V78H218ZM10 80H7V81H9V82H12V81H13V80H12V81H10ZM49 80H50V79H48V81H49ZM88 80H89V79H88ZM92 80H93V79H92ZM115 80H113V84H114V81H115ZM122 80H123V79H122ZM125 80H124V81H125ZM146 80H147V78H146ZM159 80H160V79H159ZM159 80H156V81H159ZM162 80H165V79H162ZM179 80H178V81H179ZM183 80H182V81H183ZM188 80H189V79H188ZM4 81H5V80H4ZM7 81H5V83H7ZM17 81H19V79H18ZM22 81H23V80H22ZM30 81H31V80H30ZM30 81H27V82L29 83ZM35 81H36V80H35ZM42 81H43V80H42ZM50 81H51V80H50ZM52 81H53V80H52ZM69 81L67 80V82H69ZM78 81H79V80H78ZM78 81H77V80H75V81L73 80V82H75V83H77ZM81 81H82V80H81ZM83 81H84V80H83ZM83 81H82V82H83ZM109 81H110V80H109ZM135 81H136V80H135ZM135 81H133V82H135ZM178 81H177V82H178ZM241 81H242V80H241ZM241 81H240V82H241ZM19 82H20V81H19ZM25 82H26V81H25ZM25 82H24V83H25ZM31 82H32V81H31ZM38 82H39V80L37 81L36 84L40 85ZM40 82H41V81H40ZM57 82H58V80H55V82L53 81V84H51L52 87L50 86V82H49V86H50V90H49V91H51L50 94H49V97H50L49 99L52 101V105H54L55 102H58V101H55V100L57 99V98H56V94H57V90H56V89H58V88L56 87V86H58V85H57ZM65 82H66V81H65ZM70 82H71V81H70ZM73 82H72L71 85H70V83H69V84H68V87L71 86V88L73 89V87H72L73 84H74ZM92 82H93V81H92ZM127 82H128V81H127ZM127 82H125L126 85H127ZM138 82H139V81H138ZM144 82H145V81H143L142 84H143ZM146 82H149V80L146 81ZM146 82H145L144 85H146V87H149V88H150L151 83L149 82L150 84H149V86H148V83H146ZM154 82H155V81H154ZM164 82L166 83V80H165ZM167 82H168V81H167ZM173 82H174V81H173ZM173 82H170V81H169V83H173ZM180 82H181V81H180ZM218 82H219V81H218ZM223 82H224V81H223ZM5 83H4V84H5ZM22 83H23V82H22ZM24 83H23V84H24ZM32 83H33V82H32ZM60 83H61V82H60ZM63 83H64V82H63ZM78 83H79V82H78ZM78 83H77V84H78ZM87 83H88V82H87ZM111 83H112V82H111ZM130 83H131V82H130ZM243 83H246V81L243 82ZM250 83H251V82H250ZM42 84H43V83H42ZM66 84H67V83H66ZM80 84H81V83H80ZM120 84L122 85V83H120ZM131 84H132V83H131ZM131 84H130V85H131ZM133 84H135V83H133ZM133 84L131 85V87L133 86ZM152 84H153V83H152ZM160 84H161V82H160ZM205 84H206V83H205ZM254 84H255V83H254ZM19 85H20V84H17V86H19ZM28 85H32V84H28ZM28 85H27V86H26V85H23V86H26V88H27ZM33 85H34V83H33ZM43 85H45V84H43ZM43 85H42V86H43ZM85 85H86V84H85ZM96 85H97V84H96ZM98 85H99V84H98ZM117 85H119V84H115V86H117ZM124 85H125V84H124ZM130 85H129V86H130ZM138 85H139V83H138ZM144 85H143V86H144ZM198 85H199V84H198ZM249 85H250V84H249ZM260 85H262V84H260ZM10 86H13L14 88H15V87L18 88V87L16 86V83H14V85H10ZM10 86H9V87H10ZM21 86H22V85H21ZM34 86H36V85H34ZM49 86H48V87H49ZM59 86H60V85H59ZM64 86H65V85H64ZM88 86H89V85H88ZM113 86H114V85H113ZM115 86H114V87H115ZM119 86H120V85H119ZM136 86H137V85H136ZM136 86H135V87H136ZM40 87H41V86H40ZM40 87H38V86L36 87V88H38L37 91H39V94H40L41 89H42L44 86H43L42 88H40ZM45 87L47 88V85H46ZM45 87H44V88H45ZM60 87H61V86H60ZM75 87H78V86L76 85ZM92 87H93V86H92ZM114 87H112V88H114ZM126 87H127V86H126ZM131 87H130V89H131ZM139 87H140V86H139ZM146 87H145V88H146ZM151 87H152V86H151ZM196 87H197V86H196ZM201 87H202V86H201ZM209 87H210V86H209ZM222 87H223V86H222ZM232 87H235V85L232 86ZM239 87H240V86H239ZM259 87H260V86H259ZM5 88H6V87H5ZM7 88H8V87H7ZM10 88H12V87H10ZM22 88H23V87H22ZM28 88H29V87H28ZM28 88H27V89H28ZM30 88H31V87H30ZM39 88H40V89H39ZM51 88H52V89H51ZM62 88H63V86H62ZM65 88H66V87H64V89H65ZM71 88H68V89H70V90L67 91V92L72 91ZM79 88H80V87H79ZM93 88H94V87H93ZM93 88H92V89H93ZM121 88H122V91L124 92V95H126L125 93H127L126 90H127L128 88H126V90L124 89L126 92L123 90V85H122ZM124 88H125V87H124ZM142 88H144V87H142ZM142 88H141V89H142ZM145 88H144V89H145ZM152 88H153V87H152ZM198 88H199V86L197 87V89H198ZM204 88H205V87H204ZM204 88H203V89H204ZM211 88H212V86H211ZM213 88H214V85H213ZM215 88H216V87H215ZM217 88H218V87H217ZM217 88H216V89H217ZM249 88H250V87H249ZM261 88H262V87H261ZM20 89H21V88H18V90L21 91V93H22V90H24V88L21 89V90H20ZM32 89H33V88H31V90H32ZM64 89H63V90H64ZM81 89H82V88H81ZM89 89H90V88H89ZM89 89H88V90H89ZM116 89H117V88H116ZM116 89H114V90H116ZM132 89H134V88H132ZM207 89H208V87H207L204 91L207 92ZM238 89H239V88H238ZM257 89H258V88H257ZM257 89H256V91H257ZM1 90H2V88H1ZM1 90H0V91H1ZM15 90H17V89H15ZM34 90H35V87H34L32 93H29V94H31L30 97L34 96L35 99H36V96H35V95H37L38 93L36 94V91H35V93H34L35 95H34V94H33ZM43 90H44V89H43ZM43 90H42V91H43ZM73 90H78V89L75 88V89H73ZM79 90H80V89H79ZM82 90H83V89H82ZM94 90H95V88H94ZM117 90H118V89H117ZM137 90H138V86H137ZM150 90H151V89H150ZM183 90H184V89H183ZM183 90H182V91H183ZM198 90H199V89H198ZM213 90H214V89H213ZM218 90H219V88H218ZM218 90H217V91H218ZM222 90H224V89H222ZM225 90H227V89H225ZM230 90H233V89H230ZM230 90H229V91H230ZM261 90H262V89H261ZM3 91H4V93H5V91H6V93H7V91L9 92V91H14V90H11V89H6V90H5V89L3 88ZM19 91H18V92H19ZM25 91H26V90H25ZM25 91H24V92H25ZM45 91H46V90H45ZM45 91H44V92H45ZM92 91H93V90H92ZM119 91H121V89H120ZM119 91H118V92H119ZM133 91H134V90H133ZM139 91H140V89H139ZM145 91H149V90H147V88H146ZM145 91H144V93H145ZM151 91L153 92V90H151ZM151 91H150V94L152 93ZM200 91H201V89H200ZM200 91H199V94L201 93ZM229 91H228V92H229ZM235 91H237V90H235ZM256 91H255V92H256ZM262 91H264V90H262ZM24 92H23V93H24ZM28 92H29V91H27V93H28ZM59 92H60V91H59ZM65 92H66V91H65ZM72 92H75V91H72ZM85 92H87V91H85ZM85 92H84V93H85ZM112 92H113V91H112ZM114 92H115V93H112V94H116L117 91H114ZM118 92H117V93H118ZM123 92H122V94H123ZM130 92H131V91H130ZM136 92L138 93V91H136ZM195 92H196V91H195ZM208 92H211V93L213 92V93H214V91H212V90H211V91H208ZM215 92H216V90H215ZM220 92H221V91H220ZM222 92H223V91H222ZM6 93H5V94H6ZM10 93H11V92H10ZM10 93H8V95H10ZM13 93H16V94H17V91L12 92V94H13ZM19 93H20V92H19ZM21 93H20V96H21ZM25 93H26V92H25ZM27 93H26L25 95H27ZM60 93H62V92H60ZM75 93H76V92H75ZM93 93H94V92H93ZM131 93H132V94H131ZM131 93H130V94L133 95V96L135 97V94H133V92H131ZM141 93H143L142 90H141ZM153 93H154V92H153ZM153 93L151 94V96L153 95ZM183 93H184V92H183ZM185 93H186V91H185ZM197 93H198V92H196V96H198ZM202 93H203V92H202ZM253 93H254V92H253ZM12 94H11V96H12ZM16 94H15V95H16ZM87 94H88V93H87ZM138 94H140V93H138ZM138 94H137V97H138ZM194 94H195V93H194ZM194 94H193V95H194ZM204 94H205V93H204ZM209 94H210V93H209ZM220 94H221V93H220ZM220 94H219V93H218V94L215 93V95L213 94V96L220 95ZM224 94H225V93H224ZM230 94H231V93H230ZM1 95H4V94H1ZM1 95H0V96H1ZM8 95H7V96H8ZM17 95H18V94H17ZM17 95H16V97H17ZM45 95H46V94H45ZM63 95L66 96V95H68V94H63ZM70 95H71V93H69V96H70ZM117 95L119 96V94H117ZM127 95H128V93H127ZM142 95H143V94H142ZM188 95H189V94H188ZM211 95H212V94H211ZM236 95H237V94H236ZM11 96H9V97H11ZM22 96H24V95H22ZM27 96L29 97V95H27ZM69 96L66 97V98L63 97L64 101H61V103H62V102H64V103L62 104V106L65 105V99H68ZM73 96H74V95H73ZM78 96H80V95H78ZM81 96H82V95H81ZM90 96H91V97L93 96V95H92V92H91ZM108 96H109V95H108ZM111 96H112V95H111ZM111 96H110V97H111ZM120 96H121V94H120ZM128 96H129V95H128ZM143 96H144V95H143ZM147 96H150L149 93H147ZM189 96H190V95H189ZM200 96H202L201 98H204V96H206V94H205L204 96L201 94ZM213 96H212V97H213ZM250 96H251V95H250ZM255 96H256V95H255ZM255 96H254V97H255ZM1 97H2V96H1ZM12 97H14V96H12ZM28 97H27V98H28ZM30 97H29V98H30ZM34 97H33V98H34ZM46 97H47V95H46ZM59 97H60V96H59ZM75 97L77 98L76 95H75ZM91 97H90V99H91ZM114 97H117V96H114ZM129 97H131V96H129ZM134 97H131V101H132V98H133V99L137 98V97H135V98H134ZM183 97H184V96H183ZM185 97L188 98V96H185ZM192 97H193V99H194L195 96H192ZM192 97H191V99H192ZM206 97H207V96H206ZM208 97H210V96L208 95ZM212 97H211V98H212ZM223 97H224V96H223ZM236 97H237V96H236ZM2 98H6L5 100H8V99H7L8 97H6V96H4V97H2ZM19 98H20V97H19ZM22 98H23V97H22ZM22 98H21V99H22ZM38 98H39V97H38ZM38 98H37V100H38ZM41 98H42V97H41ZM87 98H88V97H87ZM93 98H94V97H93ZM97 98H98V97H97ZM118 98H119V100H120V97H118ZM118 98H117V99H118ZM121 98L123 99L124 97H121ZM125 98H126V96H125ZM125 98H124V99H125ZM144 98H146V97H144ZM187 98H186V99H187ZM213 98H214V97H213ZM245 98H246V97H245ZM249 98H250V97H249ZM263 98H264V97H263ZM263 98H261V99H263ZM9 99H10V98H9ZM16 99H17V98H16ZM21 99H20V101H21ZM30 99H31V98H30ZM43 99H44V98H43ZM59 99H60V98H59ZM63 99L61 98V100H63ZM72 99H73V98L71 97L70 100L72 101ZM94 99H95V98H94ZM110 99H111V100H112V99L114 100L115 98H110ZM184 99H185V98H183V101H184ZM189 99H190V98H189ZM209 99H210V98H209ZM209 99H208V100H209ZM219 99H220V98H219ZM224 99H225V97H224ZM234 99H235V97H234ZM239 99H240V98H239ZM0 100H2V99L0 98ZM5 100H4V101L2 100V101L5 102ZM25 100H26V98H25ZM37 100H36V101H37ZM50 100H49V102H50ZM68 100H69V99H68ZM68 100H66V101H68ZM81 100H83V99H81ZM91 100H92V99H91ZM95 100H96V99H95ZM95 100H94V102H95ZM108 100H109V99H108ZM111 100H109V101H111ZM127 100H128V103L130 104V103H131V102H129L130 99L127 98ZM145 100H148V98L145 99ZM187 100H188V99H187ZM242 100H245V99L242 98ZM250 100H251V98H250ZM263 100H264V99H263ZM8 101H9V100H8ZM20 101H19V102H20ZM36 101H35V103H36ZM39 101H41V99L38 100V103H39ZM47 101H48V100L46 99V102H47ZM76 101H77V100H76ZM102 101H103V100H102ZM104 101H106V100L104 99ZM120 101L123 103V100H120ZM124 101L126 102V99H125ZM134 101H135V100H134ZM134 101H132V102H134ZM148 101H149V100H148ZM148 101H146V102H148ZM180 101H181V100H180ZM189 101H190V100H189ZM189 101H187V106L189 105V104H188ZM191 101H192V100H191ZM196 101H198V100H196ZM200 101H201V100H200ZM209 101H210V100H209ZM216 101H217V100H216ZM218 101H219V100H218ZM226 101H227V99H226ZM226 101H225V103H227ZM229 101H230V99H229ZM233 101H235V100H233ZM245 101L247 102V100H245ZM260 101H261V102H264V101H262V100H260ZM12 102H13V101H12ZM15 102H16V101H15ZM19 102H18V103H19ZM68 102H69V105H68ZM68 102H67L66 105L70 106L72 103H70V101H68ZM82 102H83V101H82ZM106 102H108V101H106ZM114 102H117V100L115 99ZM146 102H145V103H146ZM149 102H150V101H149ZM211 102L213 103V102H215V101L212 100ZM0 103H1V101H0ZM33 103H34V102H33ZM38 103H37V104H38ZM59 103H60V102L57 103L58 105H57L56 107H60V106H59ZM101 103H102V102H101ZM101 103H100V104H101ZM104 103H105V102H104ZM109 103L112 104L111 102H109ZM122 103H120V105H121ZM183 103H186V100H185V102H183ZM189 103H191V102H189ZM217 103H220V102H217ZM217 103H216V104H217ZM238 103H240V102H238ZM254 103H256V102L254 101ZM2 104H3L2 106H4V103H2ZM7 104H8V103H7ZM46 104L49 105L50 103H46ZM84 104H85V103H84ZM84 104H83V105H84ZM107 104H108V103H107ZM123 104H124V103H123ZM148 104H149V103H148ZM148 104H147V105H148ZM178 104H179V103H178ZM192 104L198 106V105H197L198 103L195 104V102H194V103H192ZM201 104H203V103L201 102ZM201 104H200V105H201ZM206 104H207V103H206ZM208 104H209V103H208ZM221 104H222V103H221ZM228 104H229V103H228ZM232 104L234 105V103H232ZM259 104H260V103H259ZM262 104H263V103H262ZM5 105H6V104H5ZM10 105H11V104H10ZM21 105H22V104H21ZM35 105H36V104H35ZM38 105H40V104H38ZM52 105H50V108H53V107H54V106H52ZM113 105H115V103H114ZM144 105H146V104H144ZM150 105H151V104H150ZM180 105H182V104H180ZM209 105H210V104H209ZM226 105H227V104H225V106H226ZM242 105H243V104H242ZM242 105H241V106H242ZM250 105H251V103H250ZM2 106H1V107H2ZM40 106H41V105H40ZM62 106H61V107H62ZM84 106H85V105H84ZM90 106H91V105H90ZM90 106L88 107V105H87L86 107L92 109V107H90ZM95 106H97V104H96ZM95 106H94V109H95ZM121 106H122V105H121ZM121 106H120V108H122ZM183 106H185V105H183ZM183 106H182V107H183ZM207 106H208V105H207ZM211 106H212V105H210V107H211ZM213 106H214V103H213ZM213 106H212V107H213ZM215 106H216V105H215ZM217 106H218V105H217ZM217 106H216V108H218ZM220 106H221V105H220ZM248 106H249V105H248ZM258 106H259V105H258ZM258 106H257V107H258ZM263 106H264V105H262V107H263ZM33 107H35V106L33 105ZM36 107H37V106H36ZM36 107H35V108H36ZM48 107H49V106H48ZM65 107H66V106H65ZM71 107H72V106H71ZM108 107H109V106H108ZM116 107H117V106H116ZM116 107H115V108H116ZM123 107H124V106H123ZM149 107H150V106H149ZM149 107H148V108H149ZM163 107H164V106H163ZM163 107H162V108H163ZM170 107H172V106H170ZM185 107H186V106H185ZM188 107L190 108V106H188ZM188 107H187V109L185 108L187 112H188V110H190V109H188ZM191 107H192V106H191ZM199 107H200V106H199ZM199 107H198V108H199ZM223 107H224V105H223ZM231 107H232V106H231ZM255 107H256V106H255ZM3 108H6V106L3 107ZM7 108H8V107H7ZM7 108H6V109H7ZM37 108H39V106H38ZM50 108L48 109L49 111H50ZM68 108H69V107H68ZM68 108H67V109H68ZM77 108H78V107H77ZM81 108H83V107L81 106ZM103 108H105V107H103ZM112 108L115 110V108H114L113 106H112ZM144 108H145V106H144ZM156 108H157V107H156ZM160 108H161V107H160ZM195 108H196V107H195ZM195 108H194V109H195ZM198 108H196V109L198 110ZM201 108H202V109H205L204 107H201ZM213 108H214V107H213ZM221 108H222V107H221ZM227 108H228V107H227ZM235 108H236V107H235ZM235 108H232V110H234ZM240 108H241V107H240ZM260 108H261V107H260ZM260 108H259V111H260ZM263 108H264V107H263ZM44 109H45V107H44ZM53 109H54V108H53ZM53 109H52V110H53ZM62 109H63V108H62ZM70 109H71V108H70ZM74 109H75V108H74ZM86 109H87V108H86ZM91 109H90V110L88 109V110H89V111H92L93 113H94V111H96V110H91ZM100 109H101V107H100ZM109 109H110V107H109ZM109 109H108L107 112H109L110 110H112V109H110V110H109ZM163 109H165V108H163ZM166 109H167V107H166ZM218 109H219V108H218ZM228 109H229V108H228ZM241 109H242V108H241ZM241 109H240V110H241ZM0 110H3V109H0ZM15 110H16V109H15ZM15 110L13 109L14 112H15ZM33 110H34V108H33ZM35 110H37V109H35ZM35 110H34V111H35ZM38 110H39V109H38ZM55 110H56V109H55ZM58 110H59V109H58ZM58 110H57V111H58ZM60 110H61V109H60ZM60 110H59V113H60ZM82 110H83V109H82ZM82 110L79 109V110H77V111H82ZM104 110H106V109H104ZM116 110H118V108H117ZM119 110H120V109H119ZM119 110H118V111H119ZM122 110H123V109H122ZM122 110H120V111H122ZM143 110H144V109H143ZM146 110H147V107H146ZM148 110H149V109H148ZM157 110H158V108H157ZM157 110H155V111H157ZM168 110H170V109H168ZM179 110H181V108H180ZM182 110H184V109L182 108ZM182 110H181V111H182ZM191 110H192V109H191ZM191 110L189 111V113L193 111V110H192V111H191ZM211 110L213 111L214 109H211ZM225 110H227V109H225ZM235 110H236V109H235ZM235 110H234V113H237V112H235ZM243 110H245V109H243ZM243 110H242V111H243ZM247 110H248V109H247ZM252 110H254V109H252ZM255 110H257V108H256ZM263 110H264V109H263ZM30 111H31V110H30ZM34 111H33V112H34ZM57 111H56V112H57ZM98 111L100 112V110H98ZM120 111H119V114H121ZM141 111H142V110H141ZM159 111H160V110H159ZM170 111H171V110H170ZM170 111H169V112H170ZM173 111H174V109H173ZM173 111H172V112H173ZM199 111H201V110L199 109ZM215 111H216V110H215ZM223 111H224V110H223ZM223 111H219V110H218L219 113H217V114L220 115V113L223 112ZM230 111H231V110H230ZM230 111H229V112H230ZM236 111H237V110H236ZM250 111H251V110H250ZM4 112H5V111H4ZM31 112H32V111H31ZM53 112L55 113V111H53ZM103 112L106 113V111H103ZM111 112H113V111H111ZM114 112H116V111H114ZM146 112H147V111H146ZM153 112H154V111H153ZM163 112H164V110H163ZM163 112H162V110H161V113H162V114H163ZM184 112H185V111H184ZM184 112H183V113H184ZM193 112H195V110H194ZM197 112H198V111H197ZM231 112H232V111H231ZM239 112H240V111H238V113H239ZM7 113H8L7 115L9 116V112H7ZM46 113H48V111H47ZM51 113H52V111H50V114H49L50 116H48V119H47L48 121H49V117L51 118ZM54 113H53V114H54ZM97 113H98V112L96 111V113H95L94 115H96ZM100 113H102V112H100ZM100 113H98L96 116H98ZM116 113H117V112H116ZM140 113H142V112H140ZM140 113H139V114H140ZM144 113H145V112H144ZM148 113H149V111H148ZM151 113H152V112H151ZM157 113H158V112H157ZM161 113H160V115H161ZM183 113H182V114H183ZM203 113H204V111H203ZM205 113H206V112H205ZM214 113H215V112H214ZM224 113H226V112H224ZM238 113H237V114H238ZM240 113H241V112H240ZM246 113L249 114L248 112H245V114H246ZM261 113H262V112H261ZM2 114H3V113H2ZM36 114H37V112H36ZM56 114H57V113H56ZM60 114H63V112L60 113ZM65 114H66V113H65ZM75 114H76V113H75ZM81 114H83V113H81ZM84 114H85V113H84ZM108 114H109V113H108ZM112 114H113V113H112ZM112 114H109V115H112ZM117 114H118V113H117ZM117 114H116V115H117ZM123 114H124V113H122L120 116H122ZM145 114H146V113H145ZM153 114H155V112H154ZM172 114H173V113H172ZM175 114H176V111H175ZM175 114H173L174 116H172V117H176ZM178 114H179V113H178ZM187 114H188V113H187ZM206 114H207V113H206ZM206 114H205V116H206ZM232 114H233V113H232ZM251 114H252V113H251ZM257 114H258V113H257ZM4 115H5L4 117H6V114H4ZM12 115H13V116H9V117H14V116H16V113H15V115H14V114H12ZM30 115H31V114H29V116H30ZM32 115H33V114H32ZM34 115H35V114H34ZM34 115H33V116H34ZM44 115H45V114H44ZM44 115H43V116H44ZM58 115H59V114H58ZM58 115H57V116H58ZM77 115H78V114H77ZM79 115H80V114H79ZM85 115H86V114H85ZM89 115H90V114H89ZM102 115H103V113H102ZM102 115H101V117H102ZM106 115H107V114H106ZM106 115H105V116H106ZM109 115H108V116H109ZM113 115H114V114H113ZM113 115H112V116H113ZM130 115H131V114H128V117H126V116H125V117H126V118H129ZM155 115H156V114H155ZM157 115H159V114H157ZM157 115H156V119H157ZM165 115H166V113H165ZM169 115H170V114H169ZM169 115H168V116H169ZM183 115L185 116V114H183ZM201 115H202V113H201ZM224 115H225V114H224ZM20 116H21V115H20ZM27 116H28V114H26V118H24V117H22V118L27 119L26 121H28ZM53 116H56V115H53ZM53 116H52V117H53ZM92 116H93V114L90 115V117H92ZM96 116H95V119H96ZM105 116L103 115V117H105ZM147 116H148V114H147ZM150 116H151V115H150ZM152 116H154V115H152ZM168 116L165 117V118H168ZM186 116H188V115H186ZM186 116H185V117H186ZM203 116H204V114H203ZM220 116H221V115H220ZM229 116H230V115H229ZM237 116H238V115H237ZM40 117H41V115H40ZM44 117H45V116H44ZM61 117H62V116H61ZM67 117H68V116H67ZM81 117H82V116H78V119H80ZM84 117L87 118V120L90 118L89 116H88L89 118L86 117V116H84ZM98 117H99V116H98ZM122 117L124 118V115H123ZM158 117H159V116H158ZM161 117H162V115H161ZM172 117H170V118H172ZM188 117H189V116H188ZM206 117H207V116H206ZM206 117H205V118H206ZM222 117H223V116H222ZM232 117H233V116H232ZM239 117H240V116H239ZM258 117H259V116H258ZM1 118H2V117H1ZM33 118H34V117H33ZM33 118L29 117V121L32 120ZM55 118H57V117H55ZM105 118H106V117H105ZM108 118H109V117H107V119H108ZM112 118H113V117H112ZM117 118H118L119 121H121L120 124H121V123L123 124V122H122V121H123V120H122L123 118H122V119H121V118L119 119V117H117ZM117 118H116V119H117ZM134 118H135V117H134ZM153 118H155V116H154ZM153 118H151V120H152ZM165 118H164V120H167V119H165ZM179 118H180V117H179ZM186 118H187V117H186ZM192 118H193V117H192ZM219 118H220V117H219ZM223 118H224V117H223ZM227 118L230 119L229 117H227ZM262 118H263V117H262ZM16 119H18V118H16ZM20 119H21V118H20ZM24 119H23V123H22V124H25V123H24V121H25ZM52 119H54V117H53ZM52 119L50 120L49 123L52 122ZM93 119H94V117H93ZM95 119H94V120H95ZM97 119L102 120V119H100V118H97ZM107 119H104V118H103L104 123H108V122H109V121H106ZM124 119H125V118H124ZM130 119H131V118H130ZM132 119H133V118H132ZM174 119H175V118H174ZM182 119H184V118H182ZM187 119H188V118H187ZM187 119H186V120H187ZM198 119H200V116H199ZM202 119L205 120L204 118H201V120H202ZM233 119H234V118H233ZM260 119H261V118H260ZM11 120H12V119H11ZM21 120H22V119H21ZM43 120H46V119H43ZM47 120H46V122H48ZM54 120H55V119H54ZM66 120H68V119H66ZM66 120H65V121H66ZM70 120H71V119H70ZM81 120H82V119H81ZM81 120H78V121H81ZM91 120H92V118H91ZM108 120H109V119H108ZM111 120H112V119H111ZM118 120H117V121H118ZM128 120H129V119H128ZM128 120H127L126 123L129 122ZM149 120H150V119H149ZM154 120H155V119H154ZM154 120H153V121H154ZM160 120H162V119H160ZM175 120H176V119H175ZM191 120H192V119H191ZM230 120H231V119H230ZM240 120H242V119H240ZM261 120L263 121L264 119H261ZM0 121H1V120H0ZM6 121H8V119L5 120V122H6ZM14 121H15V119H14ZM17 121H18V120H17ZM17 121H15V122H17ZM71 121H73V120H71ZM105 121H106V122H105ZM125 121H126V120H125ZM125 121H124V122H125ZM132 121H133V120H132ZM156 121H157V120H155V124H157ZM162 121H163V120H162ZM167 121H169V120H167ZM167 121H166V122H167ZM171 121H173V120H171ZM181 121H182V120H181ZM195 121H196V120H194V122H195ZM197 121H198V120H197ZM250 121H251V120H250ZM8 122H9V121H8ZM15 122H14V123H15ZM21 122H22V121H21ZM30 122H31V121H30ZM44 122H45V121H44ZM44 122H43V124H44ZM46 122H45V124H46ZM66 122H67L66 124L68 125V124H69V120L66 121ZM82 122H83V121H82ZM82 122H81V123H82ZM93 122H94V121H93ZM95 122H97V121H95ZM149 122H152V121H149ZM157 122H158V121H157ZM177 122H178V121H177ZM185 122H186V121H185ZM190 122H191V121H190ZM192 122H193V120H192ZM219 122H220V121H219ZM242 122H243V121H242ZM10 123H11V122H10ZM18 123H20V120H19ZM70 123H72V122H70ZM85 123H86V122H85ZM87 123H88V122H87ZM99 123H100V122H99ZM130 123H133V122L130 121ZM130 123H128V124L130 125ZM153 123H154V122H153ZM169 123L172 124V122H169ZM196 123H197V122H196ZM220 123H221V122H220ZM251 123H252V122H251ZM8 124H9V123H8ZM22 124H19V125H21V126H23V128H25L24 125H22ZM43 124L41 123V125H40L41 128H42V125H43ZM82 124H83V123H82ZM93 124H94V125H93ZM93 124H92V122H91V125H89V126H94V127H95V124H96V123H93ZM118 124H119V123L117 122V126H119ZM155 124H153V125H155ZM191 124H192V123H191ZM194 124H195V123H193V125H194ZM198 124H199V123H198ZM237 124H238V123H237ZM245 124H246V123H245ZM245 124L240 123V125H245ZM260 124H261V123H260ZM1 125H2V124H1ZM1 125H0V127H1ZM4 125H5L6 127L8 126V125H6L5 123H4ZM4 125H3V126H4ZM13 125H14V124H13ZM19 125L17 124V125H15V127H16V126H19ZM26 125H28V122H26ZM26 125H25V126H26ZM34 125H35V123H34L33 125L30 126L31 129L34 128ZM75 125H76L77 128H78L77 123H76ZM98 125H100V124H98ZM102 125H103V124H102ZM102 125H101V128H100V129H101V131L103 132L104 130H102V129L104 128L105 125L107 126L108 124L103 125V128H102ZM109 125H112V124H111V121H110ZM126 125H127V124H126ZM126 125H125V126H126ZM131 125H133V124H131ZM229 125H230V124H229ZM247 125H248V124H247ZM249 125H251V124H249ZM254 125H255V124H254ZM261 125H262V124H261ZM3 126H2V127H3ZM5 126H4V128H6ZM40 126H39V127H40ZM48 126H49V125H48ZM64 126H65V125H64ZM79 126H81V125L79 124ZM89 126H88V127H89ZM113 126H115V125H113ZM122 126H123V125H121V127H122ZM169 126H170V125H169ZM195 126H196V125H195ZM197 126H198V125H197ZM221 126H222V124H221ZM223 126H224V125H223ZM237 126H238V125H236V127H237ZM252 126H253V125H252ZM256 126H258V129H259V124L256 125ZM2 127H1V129H2ZM9 127H10V126H9ZM13 127H14V126H13ZM13 127H11V128H13ZM27 127H29V126H27ZM43 127H44V126H43ZM46 127H47V126H46ZM83 127H86V126L84 125ZM94 127H92V129H93ZM99 127H100V126H99ZM99 127L96 126V129H97V128L99 129ZM109 127H110V126H109ZM129 127H130V126H128V128H129ZM154 127H155V126H154ZM176 127H177V126H176ZM208 127H209V126H208ZM212 127H213V126H212ZM227 127H228V126H227ZM231 127H232V126H231ZM233 127H234V126H233ZM239 127H240V126H239ZM250 127H251V126H250ZM11 128L8 129V130L10 131V133L14 131V130H13L14 128L12 129L13 131L10 130ZM64 128H65V127H64ZM66 128H67V127H66ZM69 128H71V127H69ZM81 128H82V127H81ZM81 128H80V129H81ZM106 128H107V127H106ZM123 128H124V126H123ZM126 128H127V127H126ZM131 128L133 129L132 126H131ZM189 128H190V127H189ZM195 128H196V127H195ZM198 128H200V127H198ZM222 128H223V127H222ZM234 128H235V127H234ZM234 128H233V129H234ZM242 128H245V127L242 126ZM248 128H249V127H248ZM248 128H247V130H248ZM251 128H252V127H251ZM251 128H250V129H251ZM261 128H262V127H261ZM1 129H0V130H1ZM16 129H18V128H16ZM16 129H15V131H14L12 134H14V133L17 131ZM19 129H20V128H19ZM19 129H18V130H19ZM21 129H22V127H21ZM71 129H72V128H71ZM73 129H75V128H73ZM82 129H83V128H82ZM82 129H81V130H82ZM84 129H86V131L89 130L88 128H84ZM84 129H83V130H84ZM107 129H108V130H107L106 133H108V131L110 130L109 128H107ZM111 129H112V128H111ZM118 129H119V128H118ZM118 129H117V130H118ZM120 129H121V128H120ZM120 129H119V131H121ZM124 129H125V128H124ZM124 129H123V130H124ZM171 129H172V128H170V130H171ZM177 129H178V128H177ZM196 129H197V128H196ZM201 129H202V128H201ZM201 129H200V130H201ZM213 129H214V127H213ZM217 129H218V128H217ZM223 129H224V128H223ZM227 129H228V128H227ZM236 129H237V128H236ZM236 129H235V131H236ZM258 129H257V130H258ZM263 129H264V127H263ZM263 129H261V130H263ZM3 130H4V129H3ZM22 130H23V129H22ZM61 130H62V129H61ZM63 130H65V129H63ZM67 130H68V129H67ZM78 130H79V129H78ZM78 130L76 129L77 132H75V134H77V135H79V134H78ZM81 130H80V131H81ZM94 130H95V129H94ZM94 130H92V131L94 132ZM115 130H116V129L114 128V131H115ZM126 130H127V129H126ZM130 130H131V129H130ZM146 130H149V129H146ZM156 130H157V129H156ZM187 130H188V129H187ZM238 130H239V129H238ZM253 130H256V128L253 129ZM257 130H256V132H257ZM1 131H2V130H1ZM5 131H6V129H5ZM19 131H20V130H19ZM19 131H17V132H19ZM71 131H72V130H71ZM119 131H118V132H119ZM128 131H129V129H128ZM149 131H151V130H149ZM176 131H177V130H176ZM202 131H203V130H202ZM204 131H205V129H204ZM220 131H221V130H220ZM224 131H225V129H224ZM232 131H233V130H232ZM235 131H234L233 133H236ZM242 131H243V129H242ZM242 131H241V132H242ZM22 132H24V131H22ZM58 132H60V131L58 130ZM66 132H67V131H66ZM66 132H65V133H66ZM83 132L85 133V131H83ZM83 132H82V133H83ZM98 132L100 133V130L97 131V133H96V132H95V133L98 134ZM110 132H111V131H110ZM112 132H113V131H112ZM116 132H117V131H116ZM132 132H133V131H132ZM132 132H131V133H132ZM138 132H139V131H138ZM165 132H166V131H165ZM172 132H173V131H172ZM177 132H178V131H177ZM190 132H192V131H190ZM207 132H208V131H207ZM217 132H218V131H217ZM241 132H240V133H241ZM253 132H254V131H253ZM263 132H264V131H263ZM20 133H21V132H19L18 134L20 135ZM26 133H27V132H26ZM38 133H39V130L36 132L35 135H37ZM63 133H64V132H63ZM68 133H69V130H68ZM73 133H74V132H73ZM73 133H72V134H73ZM80 133H81V132H80ZM82 133H81V134H82ZM86 133H87V132H86ZM90 133H91V131L88 132V134H90ZM95 133H93V135H94ZM106 133H104V135H108V134H110V133H108V134H106ZM125 133H127V131H126ZM136 133H137V132H136ZM136 133H135V135H137ZM149 133H150V132H149ZM149 133H147L148 136H150ZM152 133H153V132H152ZM152 133H150L151 136H152ZM156 133H157V132H156ZM167 133H168V132H167ZM167 133H166V134H167ZM170 133H171V132H170ZM186 133H187V132H186ZM192 133H193V132H192ZM195 133H196V131H195ZM205 133H206V132H205ZM228 133H229V132H228ZM237 133H238V131H237ZM240 133H239V135H240ZM245 133H246V132H245ZM247 133H248V134H251V133H249V132H247ZM12 134H10V135H12ZM15 134H16V133H15ZM15 134H14V136H15ZM60 134L62 135V133H60ZM66 134H67V133H66ZM70 134H71V133H70ZM75 134H74V136H75ZM100 134H101V133H100ZM100 134H98V136H100ZM111 134H112V133H111ZM113 134H114V133H113ZM113 134H112V136H113ZM127 134H128V133H127ZM129 134H130V132H129ZM132 134H133V133H132ZM132 134H131V135H132ZM153 134H155V133H153ZM160 134H161V133H160ZM160 134H159L158 137H160ZM196 134H198V133H196ZM225 134H226V133H225ZM230 134H232V133L230 132ZM248 134H247V136H249ZM5 135H6V134H5ZM5 135H3V136H5ZM19 135L16 134V136H17L16 139L19 138ZM21 135H22V133H21ZM41 135H42V134H41ZM84 135H86V134H84ZM91 135H92V134H90V136H91ZM101 135H102V134H101ZM116 135H118V134H116ZM125 135H126V134H125ZM156 135H158V134H156ZM162 135H163V134H162ZM173 135H174V133H173ZM198 135H199V134H198ZM226 135H227V134H226ZM226 135H225V136H226ZM228 135H229V134H228ZM228 135H227V136H228ZM235 135H236V134H235ZM235 135H234V138H235ZM241 135H245V134H241ZM256 135H257V134H256ZM258 135H259V134H258ZM0 136H2V134H1ZM3 136H2V137H3ZM12 136H13V135H12ZM32 136H34V135H32ZM32 136H31V137H32ZM38 136H39V135H38ZM53 136H55V135H53ZM58 136H59V134H58ZM58 136H57V137H58ZM64 136H65L64 138H66V136H68V135H64ZM80 136H81V135H80ZM82 136H83V134H82ZM95 136H97V135H95ZM108 136H109V135H108ZM108 136H107V137H108ZM126 136H129V135H126ZM144 136L147 137L146 135H144ZM169 136H170V135H169ZM200 136H201V135H200ZM202 136H204V134H203ZM209 136H210V135H209ZM237 136H238V134H237ZM7 137H8V136H7ZM9 137H10V136H9ZM22 137H23V136H22ZM36 137H37V136H35V137H33V138H36ZM71 137H72V136L70 135V138H69V139H71ZM84 137H85V136H83V139H84ZM86 137H87V136H86ZM93 137H94V136H93ZM93 137H92V138H93ZM102 137H103V136H101L100 138L102 139ZM123 137H124V136H123ZM135 137H136V136H135ZM135 137H134V138H135ZM145 137H141V140H142V138L145 139ZM161 137H162V136H161ZM166 137H168V136H166ZM229 137H230V136H229ZM251 137H252V136H251ZM251 137H250V138H251ZM256 137H258V136H256ZM256 137H254V138H256ZM259 137L261 138V136H259ZM259 137H258V138H259ZM4 138H5V137H4ZM4 138H3V140H4ZM41 138L44 139L43 136H41ZM59 138H60V137H58V139L55 138L56 141H57V140H60ZM73 138H74V137H73ZM77 138H78V137H77ZM77 138H76V136H75V139H77ZM97 138H98V137H97ZM97 138H95V139H97ZM104 138H106V137H104ZM104 138H103V141L105 140ZM109 138H111V137H109ZM109 138H108V139H109ZM112 138H113V140H116V139H117V138L114 139L115 136H113ZM130 138H131V137H130ZM130 138H129V139H130ZM138 138H140V137H138ZM138 138H135V139H138ZM204 138H205V137H204ZM219 138H220V137H219ZM219 138H218V139H219ZM247 138H248V137H247ZM0 139H1V138H0ZM5 139H6V138H5ZM14 139H15V137H14ZM14 139H13V137L11 138V140H14ZM16 139H15V140H16ZM25 139H26V138H25ZM25 139H24V140H25ZM38 139H40V137H39ZM50 139H51V138H50ZM67 139H68V138H67ZM81 139H82V137H81ZM81 139L79 138L78 140H81ZM83 139H82V140H83ZM85 139H87V138H85ZM90 139H91V138H90ZM131 139H132V138H131ZM131 139H130V140H131ZM135 139H134V141H135ZM168 139H169V138H168ZM188 139H189V138H188ZM197 139H198V138H197ZM220 139H221V138H220ZM236 139H237V138H236ZM239 139H241L240 136H239ZM239 139H237V140L239 141ZM263 139H264V136H263ZM3 140H1V141H3ZM6 140H10V138H9V139H6ZM11 140H10V141H11ZM15 140H14V141H15ZM17 140H18V139H17ZM29 140H30V139H29ZM53 140H54V138H53ZM63 140H64V139H63ZM63 140H61V141H63ZM71 140H73V139H71ZM82 140L80 141V143L82 142ZM98 140H99V139H98ZM121 140H122V139H121ZM127 140H128V139H127ZM127 140H126V141H127ZM130 140H129V141H130ZM139 140H140V139H139ZM164 140H165V139H164ZM182 140H183V139H182ZM189 140H190V139H189ZM200 140H201V139H200ZM202 140H204V139H202ZM205 140L208 141L209 139H208V140L205 139ZM221 140H222V139H221ZM231 140H233V141H230V140L228 139L229 142H233V144H235L234 142H235L236 140L233 139V138H232ZM234 140H235V141H234ZM247 140L249 141V139H247ZM1 141H0V143H1L0 145H2L3 142H4L5 144H6V142H10V141H3V142H1ZM31 141L34 142L35 139H33V140H31ZM38 141L41 142L42 140L40 139V140H38ZM38 141H35V142H38ZM56 141H54V142H56ZM85 141H86V140H85ZM85 141L83 140L84 143H85ZM90 141H92V140H90ZM93 141H94V140H93ZM93 141H92V142H93ZM99 141H100V140H99ZM99 141H98V142H99ZM103 141H102L101 143H103ZM108 141H109V140H108ZM108 141H107V142H108ZM129 141H128V142H129ZM132 141H133V139H132ZM154 141H156V139H155ZM168 141H169V140H168ZM195 141H196V140H195ZM195 141H194V142H195ZM197 141H199V140H197ZM252 141H253V140H252ZM16 142H18V141H16ZM16 142H15V143H16ZM28 142H29V141H28ZM28 142H27V143H28ZM66 142H67V141H66ZM72 142H73V141H72ZM86 142H87V144L89 143L88 141H86ZM92 142H91V143H92ZM105 142H106V141H105ZM107 142H106V143H107ZM140 142H142V141H140ZM140 142H138V143H140ZM144 142L146 143V141H144ZM144 142H143V144H144ZM203 142H204V141H203ZM203 142H202V145H203ZM210 142H211V141H210ZM215 142H216V140H215ZM217 142H218V141H217ZM246 142H247V141H246ZM4 143H3V144H4ZM22 143H23V141H22ZM27 143H26L25 145H27ZM38 143H39V142H38ZM38 143H37V144H38ZM43 143H44V142H43ZM50 143H51V142H50ZM58 143L62 144L63 142L61 143V142L59 141ZM58 143H57V144H58ZM68 143H69V145H72V144H73V143L70 144V140L68 141ZM91 143H90V145H91ZM106 143H104V144H106ZM108 143H110V142H108ZM123 143H124V142H123ZM138 143H137V145H138ZM147 143H148V141H147ZM151 143H152V142H150V144H151ZM153 143H156V142H153ZM159 143H161V142H158V144H159ZM192 143H193V142H192ZM207 143H208V142H207ZM238 143H239V142H238ZM248 143H250V142H248ZM252 143H253V142H251V144H252ZM255 143H257V142H255ZM261 143H262V142H260L259 145H260ZM5 144L2 145V146H3V149H6V148L4 147ZM11 144H12V141L10 142V148H12L11 146H13V144H12V145H11ZM34 144H35V143H34ZM34 144H33V145H34ZM52 144H53V143H52ZM55 144H56V143H55ZM60 144H59V145H60ZM78 144H79V143H78ZM81 144H82V143H81ZM194 144H196V143H194ZM197 144H198V143H197ZM197 144H196L195 147H198V146H199V145L197 146ZM199 144H200V141H199ZM208 144H209V143H208ZM251 144H249V145H251ZM253 144H254V143H253ZM38 145H39V144H38ZM40 145L43 146L44 144L40 143ZM69 145H68V144H65V146H66V147L68 146V147H69V150H70V146H69ZM83 145H84V144H83ZM83 145H80V146H82V148H83V147H84ZM92 145H93V144H92ZM98 145H100V142H99ZM101 145H102V144H101ZM122 145H123V144H122ZM145 145H146V144H145ZM159 145H160V144H159ZM171 145H172V144H171ZM204 145H206V143H204ZM249 145L247 144V146H249ZM256 145H257V144H256ZM262 145H264V144H262ZM262 145H261V147L263 148L264 146H262ZM6 146H7V144H6ZM20 146H21V143H20ZM42 146L39 147V148H40V149H39L40 151H41V147H42ZM52 146H54V145H52ZM52 146H50V147H52ZM62 146H64V145H62ZM62 146H61V147H62ZM75 146H76V144H75ZM88 146H89V145H88ZM94 146H96V142H95V145H94ZM117 146H118V145H117ZM138 146H140V145H138ZM143 146H144V145H143ZM146 146H147V145H146ZM172 146H173V145H172ZM207 146H209V145H207ZM210 146H211V145H210ZM232 146L235 147L234 145H232ZM244 146H246V145H244ZM252 146H254V145H252ZM252 146H250V148H251ZM13 147H14V146H13ZM15 147H16V146H15ZM15 147H14V148H15ZM29 147H30V146H29ZM29 147H28V150H29ZM33 147H34V146H33ZM33 147H31V148H33ZM37 147H38V146H37ZM37 147H35V148H33V149L30 148L31 150L34 151V152L32 151L34 154H35V152H36V150H37V149H36ZM43 147H44V146H43ZM56 147H57V145H56ZM56 147L52 148V151H53V149H55ZM66 147H65V148H66ZM68 147H67V148H68ZM76 147H78V145H77ZM90 147H91V146H90ZM98 147L100 148L101 146H98ZM107 147H108V146H107ZM111 147H112V146H111ZM170 147H171V146H170ZM175 147H177V146H175ZM178 147H179V146H178ZM180 147H181V146H180ZM205 147H206V146H205ZM236 147H238V146L236 145ZM236 147H235V149H234V152H235V150H238ZM261 147H260V148L258 147V149L255 147V149H257L258 151H260L259 149H262ZM16 148H19V147L17 146ZM46 148H47V147H46ZM67 148H66V149H67ZM72 148L74 149L73 146H72ZM144 148H145V147H144ZM250 148H248V149H250ZM253 148H254V147H252V150H253ZM0 149H1V148H0ZM8 149H9V148H8ZM34 149H36V150H34ZM42 149H43V148H42ZM48 149H51V148H48ZM48 149H47V150H48ZM73 149H72V150H73ZM76 149H78V148H76ZM79 149H80V148H79ZM84 149H86V148H84ZM94 149H96V148L94 147ZM94 149H93V150H94ZM102 149H103V148H102ZM106 149H107V148H106ZM145 149H146V148H145ZM172 149H173V148H172ZM201 149H202V148H201ZM239 149L242 150L241 148H239ZM243 149H245V147H243ZM248 149H246V150H248ZM1 150H2V149H1ZM1 150H0V152H1ZM12 150H13V149H12ZM23 150H25V149H23ZM26 150H27V149H26ZM28 150H27V151H28ZM57 150H58V149H57ZM61 150H62V148H61ZM69 150H66V151H69ZM93 150H92V151H93ZM99 150H100V149H99ZM104 150H105V149H103V151H104ZM123 150H124V149H123ZM168 150H169V149H168ZM197 150H198V149H197ZM203 150H204V149H203ZM210 150H211V149H210ZM230 150H231V149H230ZM230 150H229V151H230ZM246 150H245V151H246ZM250 150H251V149H250ZM250 150H249L248 152H251V151H252V150H251V151H250ZM5 151H6V150H5ZM10 151H11V150H10ZM10 151H9V152H10ZM27 151H26L25 153H27L28 155H29V154L33 155V153H28V152H31L30 150H29L28 152H27ZM37 151H38V150H37ZM42 151H43V150H42ZM79 151H80V150H79ZM95 151H96V150H95ZM97 151H98V150H97ZM118 151H119V150H118ZM173 151H174V150H173ZM179 151H180V150H179ZM192 151H194V150H192ZM200 151H201V150H200ZM205 151H206V150H205ZM232 151H233V149H232ZM238 151H239V150H238ZM253 151H254V150H253ZM255 151H256V150H255ZM261 151H262V150H261ZM261 151H260V152H261ZM263 151H264V150H263ZM2 152H3V151H2ZM2 152H1V153H2ZM20 152H21V151H20ZM45 152H47V151H45ZM48 152H49V151H48ZM48 152H47V153H48ZM57 152H58V151L55 152L56 155L58 154ZM63 152H65V151H63ZM75 152L77 153L78 151H75ZM81 152H82V150H81ZM83 152H84L83 154L86 153L85 151H83ZM87 152H88V150H87ZM100 152H101V151H100ZM100 152H99V153H100ZM104 152H105V151H104ZM104 152H103V153H104ZM108 152H109V151H108ZM110 152H111V151H110ZM158 152H159V151H158ZM175 152H177V151L175 150ZM194 152L196 153V151H194ZM209 152H210V151H209ZM209 152H207V153H209ZM216 152H217V151H216ZM218 152H219V151H218ZM222 152H225V153H226V151H222ZM230 152H231V151H230ZM239 152H240V151H239ZM1 153H0V154H1ZM5 153H6V152H4V156H5ZM7 153H8V150H7ZM7 153H6V154H7ZM10 153H11V152H10ZM13 153H14V151H13ZM13 153H12V154H13ZM36 153H37V152H36ZM55 153H54V154H55ZM61 153H62V152H61ZM61 153L59 152L60 155H61ZM65 153H66V152H65ZM68 153H69V152H68ZM71 153H72V152H71ZM88 153H89V152H88ZM145 153H146V152H145ZM161 153H162V151H161ZM164 153H165V152H164ZM164 153H163V154H164ZM168 153H169V152H168ZM173 153H174V152H173ZM191 153H192V152H191ZM201 153H202V151H201ZM220 153H221V152H220ZM241 153H243V152L241 151V152L238 153V154H241ZM252 153H255V152H252ZM12 154H11V155H12ZM20 154H21V153H20ZM20 154L17 152V154L14 153V155H12V156L10 155V156H11V157H10L11 159H10V158H9V159H10V161L12 162V163H10V165H11V164H12V165H13V164H19V165H20V163H22V161H23L25 158H27V155H26V157H25L23 160H21V162L19 161L20 163H18V155H20ZM23 154H24V153H23ZM23 154H22V155H23ZM39 154H41V152H40ZM48 154H49V153H48ZM52 154H53V153H52ZM52 154L49 156L50 158H51ZM69 154H70V153H69ZM77 154H78V153H77ZM77 154H75V155L78 156L79 154H78V155H77ZM101 154H102V153H101ZM165 154H166V153H165ZM169 154H170V153H169ZM187 154H188V153H187ZM202 154H203V153H202ZM209 154H211V153H209ZM222 154H223V153H222ZM231 154H232V153H231ZM236 154H237V153H236ZM246 154H247V153H246ZM260 154H261V153H260ZM31 155H29L28 158H30ZM35 155H36V154H35ZM35 155H34V156H35ZM65 155H67V154H65ZM65 155H64V158L66 159L67 156L65 157ZM75 155H74V156H75ZM86 155H88V154H86ZM90 155H91V154H90ZM94 155H95V152H94ZM104 155H105V154H104ZM242 155H243V154H242ZM255 155H256V154H255ZM255 155H253V156H255ZM258 155H259V154H258ZM4 156H3V154H2V158H3V159H4ZM7 156H8V154H7ZM23 156H24V155H23ZM74 156H73V153H72V154H71V157H74ZM95 156H96V155H95ZM147 156H148V155H147ZM194 156H195V155H194ZM232 156H233V154H232L230 157H232ZM234 156H236V155H234ZM256 156H257V155H256ZM262 156H263V154L261 155V157H262ZM43 157H45V156H43ZM57 157H58V155H57ZM191 157H192V156H191ZM228 157H229V156H228ZM236 157H238V156H236ZM249 157H250V158H253V157H251L250 155H249ZM257 157H258V156H257ZM263 157H264V156H263ZM0 158H1V155H0ZM2 158H1V160L3 161ZM31 158H33V157L31 156ZM34 158H36V157H34ZM46 158H47V156H46ZM50 158H49L48 160H50ZM55 158H56V156H55ZM59 158H60V159H63L62 157H59ZM193 158H194V157H193ZM197 158H198V157H197ZM232 158H234V157H232ZM242 158H243V157H242ZM247 158H248V157H247ZM6 159H7V158H5V161H6ZM40 159H41V158H40ZM188 159H189V158H188ZM195 159H196V158H195ZM195 159H194V160H195ZM223 159H225V158H223ZM226 159H227V156H226ZM229 159H230V158H229ZM245 159H246V158H245ZM258 159H259V158H258ZM258 159H257V160H258ZM1 160H0V161H1ZM25 160H26V159H25ZM29 160H30V159H27L26 161L30 162ZM38 160H39V159H38ZM42 160L44 161V159H42ZM46 160H47V159H46ZM46 160H45V163H46V162L49 163V161H46ZM57 160H59V159H57ZM75 160H76V159H75ZM186 160H187V159H186ZM204 160H205V159H204ZM227 160H228V159H227ZM231 160H232V159H231ZM248 160H249V159H248ZM248 160H247V162H248ZM252 160H253V159H252ZM259 160H260V161H263L264 159H263V160L259 159ZM259 160H258V161H259ZM2 161H1V162H2ZM7 161H8V160H7ZM26 161H25V162H26ZM31 161H32V160H31ZM39 161H40V160H39ZM191 161H192V160H191ZM210 161H211V160H210ZM213 161H214V160H213ZM260 161H259V162H260ZM25 162H23V163H25ZM28 162H27V163H28ZM32 162H33V161H32ZM32 162H31V163H32ZM34 162H35V161H34ZM51 162H52V161H51ZM53 162L55 163V160H54ZM60 162H61V160H59V162H57V163H60ZM63 162L65 163L64 160H63ZM72 162H73V160H72ZM77 162H79V161H77ZM148 162H149V160H148ZM187 162H188V161H187ZM3 163H4V162H3ZM5 163H6V162H5ZM39 163H40V162H39ZM47 163H46V164H47ZM67 163H69V162H67ZM204 163H205V162H204ZM223 163H226V162L223 161ZM228 163H230V162H227L226 164H228ZM261 163H264V162H261ZM0 164H1V163H0ZM8 164H9V162H8ZM33 164L35 165L36 163H33ZM43 164H44V163H43ZM76 164H77V163H76ZM5 165H7V164H5ZM5 165H4V166H5ZM10 165H8V166L10 167ZM12 165H11V167H13ZM23 165H24V164H23ZM28 165H31V164H28ZM39 165H42V164H39ZM39 165H38V166H39ZM65 165H67V164H65ZM65 165H64V166H65ZM182 165H183V164H182ZM196 165H198V164H196ZM229 165H231V163H230ZM1 166H2V164H1ZM1 166H0V167H1ZM8 166H6L5 169H9ZM15 166L18 168L17 165H15ZM42 166H44L43 169L45 170V166H46V165H42ZM49 166H50V165H49ZM51 166H55V165L52 164ZM51 166H50V167H51ZM57 166H59V165L56 164L55 169L57 168ZM61 166H62V163H61ZM179 166H180V164H179ZM188 166H189V165H188ZM191 166H192V165H191ZM211 166H212V165H211ZM7 167H8V168H7ZM19 167H22V165L19 166ZM34 167H35V166H34ZM34 167H33L32 169L36 170V172H37V171H38V169H37L38 167H37L36 169H35ZM46 167H47V166H46ZM59 167H60V166H59ZM137 167H140V166H137ZM173 167H174V166H173ZM180 167H182V166H180ZM184 167H185V166H184ZM200 167H201V166H200ZM258 167H259V166H258ZM2 168H3V167H2ZM26 168H27V167H26ZM29 168H31V167H29ZM29 168H28V169H29ZM65 168H66V167H65ZM160 168H161V167H160ZM175 168H176V167H175ZM206 168H207V167H206ZM5 169H3V170L6 172L7 170H5ZM13 169H14V168H13ZM13 169H12V170H13ZM20 169H22V168H20ZM43 169H42V171H43ZM51 169H52V170H55L54 168H50V170H51ZM58 169H59V168H58ZM58 169H57V171H60V170L63 169V168H61L60 170H58ZM139 169H140V168H139ZM161 169H162V168H161ZM181 169H182V168H181ZM189 169H190V168H189ZM193 169H194V167H193ZM204 169H205V168H204ZM255 169H256V168H255ZM259 169H260V168H259ZM262 169H263V168H262ZM10 170H11V169H10ZM10 170H9V172H10ZM18 170H19V169H18ZM24 170H26L25 167H24ZM29 170H30V169H29ZM29 170H28V172H29ZM40 170H41V168H40ZM46 170H47V168H46ZM50 170H49V171H50ZM140 170H142V169H140ZM143 170H144V169H143ZM156 170L158 171V169H156ZM178 170H179V169H178ZM187 170H188V169H187ZM212 170H213V169H212ZM0 171H1V169H0ZM4 171H3V172H4ZM19 171H20V170H19ZM55 171H56V170H55ZM61 171H62V170H61ZM154 171H155V170H154ZM163 171H164V169H163ZM168 171H169V169H168ZM182 171H183V170H182ZM182 171H181V172H182ZM259 171H260V170H259ZM1 172H2V171H1ZM9 172H8V174H9ZM13 172L16 173L15 170H14ZM13 172H12V173H13ZM50 172H51V171H50ZM52 172L55 173L54 171H52ZM52 172H51V173H52ZM62 172H63V171H62ZM155 172H156V171H155ZM10 173H11V172H10ZM15 173H14V174H15ZM22 173H23V172H22ZM26 173H27V172H26ZM34 173H35V172H34ZM37 173H40V172H37ZM66 173H67V172H66ZM66 173H65V174H66ZM156 173H157V172H156ZM194 173H195V171H194ZM3 174H4V173H0V176L3 175ZM32 174H33V173H32ZM35 174H36V173H35ZM58 174H59V172H58ZM60 174H61V173H60ZM60 174H59V175H60ZM154 174H155V173H154ZM159 174H160V172H159ZM173 174H175L174 171H173ZM192 174H193V173H192ZM6 175H7V174H6ZM6 175H5V176H6ZM11 175H13V174H11ZM20 175H21V176H18V177L16 176V177H17V178H20V177H21V179H22V174H20ZM26 175H28V173H27ZM38 175H39V174H38ZM43 175H44V174H43ZM43 175H42V176H43ZM52 175H53V174H52ZM63 175H64V174H63ZM8 176H9V175H8ZM23 176H25V175L23 174ZM39 176H40V175H39ZM57 176H58V175H57ZM174 176H176V175H174ZM26 177H27V176H26ZM46 177L48 178V176H46ZM49 177H50V176H49ZM53 177H54V176H53ZM159 177H160V175H159ZM176 177H177V176H176ZM179 177H180V176H179ZM253 177H254V176H253ZM17 178H16V179H17ZM27 178H28V177H27ZM33 178H35V177L33 176ZM37 178H41V176H40V177H37ZM47 178H46V180H48ZM56 178H57V177H56ZM60 178H62V177H60ZM155 178H157V177H155ZM8 179H9V178H8ZM21 179H19V180H21ZM28 179H29V178H28ZM28 179L25 178L24 181H25V180H28ZM54 179H55V178H54ZM58 179H59V178H58ZM158 179H159V178H158ZM175 179H176V178H175ZM5 180H6V179H5ZM5 180H4V182H5ZM9 180H10V179H9ZM14 180H15V179H14ZM39 180H40V183H41V179H38V181H39ZM51 180L53 181V179L50 178L49 181L51 182ZM153 180H154V179H153ZM161 180H162V179H161ZM177 180H178V179H177ZM210 180H211V179H210ZM255 180H256V179H255ZM262 180H263V178H262ZM262 180H259V181H262ZM10 181H11V180H10ZM28 181H29V180H28ZM31 181H32V179H31ZM33 181L36 182L35 180H33ZM38 181H37V183H38ZM42 181H43V182H46V181L44 180V178H43ZM163 181H164V180H163ZM167 181H168V180H167ZM172 181H173V180H172ZM13 182H14V181H12V183H13ZM21 182L23 183L22 180H21ZM158 182H159V181H158ZM179 182H180V181H179ZM187 182H188V181H187ZM200 182H201V181H200ZM202 182H203V181H202ZM211 182H212V181H211ZM215 182H216V181H215ZM254 182H255V181H254ZM254 182H253V183H254ZM256 182H257V180H256ZM32 183H33V182H32ZM32 183H31V184H32ZM114 183H116V182H114ZM174 183H176V182H174ZM181 183H182V186H183V182H181ZM181 183H180V184H181ZM207 183H208V182H207ZM220 183H221V182H220ZM263 183H264V182H263ZM4 184H5V183H4ZM10 184H11V183H10ZM20 184H21V183H20ZM24 184H25V183H24ZM28 184H29V183H28ZM34 184H35V183H34ZM154 184H155V182H154ZM154 184H153V185H154ZM159 184H160V183H159ZM167 184H168V183H167ZM169 184H170V183H169ZM172 184H173V183H172ZM172 184H171V185H172ZM194 184H196V183H194ZM204 184H205V183H204ZM250 184H251V183L249 182L248 185H250ZM2 185H3V182H2V184H1V186H2ZM16 185H17V184H16ZM156 185H157V184H156ZM162 185H163V184H162ZM174 185H175V184H174ZM177 185H178V184H177ZM184 185H185V184H184ZM187 185H188V184H187ZM191 185H192V184H191ZM191 185H188V186H191ZM208 185H210V184H208ZM212 185L214 186V183H213ZM216 185H217V184H216ZM259 185H260V184H259ZM261 185H262V184H261ZM263 185H264V184H263ZM1 186H0V187H1ZM24 186H25V185H24ZM29 186H30V184H29ZM154 186H155V185H154ZM157 186H158V185H157ZM157 186H156V188H157ZM194 186H195V185H194ZM194 186H193V187H194ZM254 186H255V185H254ZM254 186H253V187H254ZM9 187H10V186H9ZM18 187H20V186H18ZM22 187H23V186H22ZM22 187H20V188H22ZM162 187H163V186H161V188H162ZM172 187H173V185H172ZM184 187H185V186H184ZM203 187H204V186H203ZM210 187H212V186H210ZM210 187H209V188H210ZM216 187H218V186H216ZM220 187H221V186H220ZM220 187H218V188L220 189ZM1 188H2V187H1ZM16 188H17V187H16ZM27 188H28V187H27ZM161 188H159V189H161ZM163 188H164V187H163ZM177 188H178V187H177ZM191 188H192V187H191ZM199 188H200V187H199ZM204 188H205V187H204ZM207 188H208V187H207ZM213 188H214V187H212V189H213ZM226 188H227V187H226ZM12 189H13V188H12ZM24 189H25V187H24ZM154 189H155V188H154ZM164 189H167V187L164 188ZM171 189H172V188H170V190H171ZM184 189H185V188H184ZM196 189H197V188H196ZM201 189H203V188H201ZM201 189H200V190H201ZM205 189H206V188H205ZM210 189H211V188H210ZM222 189H223V188H222ZM8 190H9V189H8ZM17 190H18V189H17ZM28 190H29V189H28ZM155 190H156V189H155ZM170 190L168 191L169 193H171V192L173 191V190H172V191L170 192ZM226 190H227V192L229 191L228 188H227ZM15 191H16V190H15ZM21 191H22V190H21ZM26 191H27V190H26ZM175 191L177 192L178 190H175ZM175 191H174V192H175ZM182 191H183V190H182ZM19 192H20V191H19ZM27 192H28V191H27ZM151 192H154V190L151 191ZM160 192H161V191H160ZM178 192H179V191H178ZM3 193H4V192H3ZM17 193H18V192H17ZM17 193L15 192V194H17ZM22 193H23V192H22ZM155 193H156V192H154V194H155ZM164 193H167V191L164 192ZM180 193H182V192H180ZM185 193H186V192H185ZM26 194H27V193H26ZM178 194H179V193H178ZM221 194H222V193H221ZM223 194H224V193H223ZM225 194H226V193H225ZM229 194H230V193H229ZM161 195H162V194H161ZM172 195H173V194H169V196H172ZM208 195H209V194H208ZM210 195H211V194H210ZM164 196H165V195L163 194V197H164ZM173 196H174V195H173ZM173 196H172V197H173ZM178 196H179V195H178ZM181 196H183V195H181ZM213 196H214V195H213ZM213 196H211V197H213ZM221 196H222V195H221ZM172 197H170V198H172ZM174 197H175V196H174ZM174 197H173V198H174ZM209 197H210V196H209ZM166 198H168V197L166 196ZM178 198H179V197H178ZM183 198H185V196H184ZM195 198H196V197H195ZM205 198H206V197H205ZM207 198H208V197H207ZM157 199H159V198H157ZM179 199H181V198H179ZM179 199H178V200H179ZM196 199H197V198H196ZM202 199H203V197H202ZM160 200H161V199H160ZM178 200H177V201H178ZM182 200H183V199H182ZM207 200H208V199H207ZM212 200H213V199H212ZM153 201H154V200H153ZM161 201H165V199H163V200H161ZM170 201H171V200H170ZM173 201H174V200H173ZM187 201H188V200H187ZM187 201H186V202H187ZM189 201H190V200H189ZM189 201H188V203H189ZM192 201H193V200H192ZM196 201H197V200H196ZM203 201H204V200H203ZM203 201H202V202H203ZM205 201H206V200H205ZM166 202H167V201H166ZM181 202H183V201H180V203H181ZM184 202H185V201H184ZM206 202H207V201H206ZM12 203H13V202H12ZM63 203H64V202H63ZM158 203H159V202H158ZM160 203H161V202H160ZM175 203H177V202H174L173 205H175ZM203 203H204V202H203ZM64 204H65V203H64ZM112 204H113V203H112ZM150 204H151V203H150ZM155 204H157V202H156ZM155 204H154V205H155ZM165 204H166V203H165ZM168 204H169V203H168ZM171 204H172V203H171ZM177 204H179V203H177ZM186 204H187V203H186ZM190 204H191V203H190ZM193 204H194V203H193ZM3 205H4V204H3ZM114 205H115V204H114ZM151 205H152V204H151ZM173 205H172V206H173ZM188 205H189V204H188ZM207 205H209V204H207ZM9 206H10V205H9ZM17 206H18V205H17ZM62 206H63V205H61V207H62ZM157 206H159V205H157ZM160 206H161V205H160ZM177 206H178V205H177ZM179 206H180V205H179ZM181 206H182V205H181ZM183 206H184V205H183ZM5 207H6V206H5ZM7 207H8V206H7ZM11 207H12V206H11ZM154 207H155V206H154ZM166 207H167V206H166ZM169 207H170V206H169ZM173 207H174L173 209L176 208L175 206H173ZM185 207H186V206H185ZM187 207H188V206H187ZM190 207H192V206H190ZM14 208H15V207H14ZM64 208H65V207H64ZM167 208H168V207H167ZM167 208H166V209H167ZM170 208H172V207H170ZM180 208H181V207H179V209H180ZM195 208H196V207H195ZM9 209H10V208H9ZM153 209H154V208H153ZM158 209H160V208L158 207ZM158 209H157V211H158ZM166 209H165V211H166ZM176 209H177V208H176ZM181 209H183V208H181ZM184 209H185V208H184ZM184 209H183V210H184ZM15 210H16V209H15ZM146 210H147V209H146ZM146 210H145V211H146ZM151 210H152V209H149L150 212H151ZM160 210H163V211H164V208H163V209L161 208ZM127 211H128V210H127ZM127 211H126V212H127ZM137 211H138V210H137ZM143 211H144V210H143ZM157 211H155L156 213H155V212H154V213L157 214V213H158ZM165 211H164L163 213L160 211L161 213H159V215H160V214H165ZM167 211H168V210H167ZM176 211H177V210H176ZM176 211H175V212H176ZM179 211H180V210H179ZM184 211H185V210H184ZM184 211H183V213H184ZM196 211H197V209H196ZM138 212H139V211H138ZM138 212H137V213H138ZM146 212H147V211H146ZM150 212H147V213H150ZM172 212H173V210H172ZM177 212H178V211H177ZM180 212L182 213V210H181ZM188 212H189V209H188ZM197 212H199V211H197ZM69 213H72V212H69ZM87 213H88V212H87ZM131 213H134L133 210H132ZM137 213H135V214L137 215ZM154 213H150V214L148 215V217H146V215H145L146 218H145V217H144V218H145V219L148 218V219L154 221V220L156 219L157 215H158V214H157V215L154 217V215H153ZM192 213H193V212H192ZM7 214H8V213H7ZM13 214H14V213H13ZM94 214H95V213H94ZM126 214H127V213H126ZM176 214H177V213H176ZM193 214H196V213H193ZM193 214H191V217H194V216H195V215L192 216ZM202 214H203V213H202ZM3 215H4V214H3ZM15 215H16V213H15ZM139 215H140V214H139ZM159 215H158V216H159ZM165 215H166V214H165ZM178 215H180V214H178ZM0 216H1V215H0ZM17 216H18V215H17ZM93 216H94V215H93ZM109 216H110V215H109ZM129 216H130V215H129ZM141 216H142V215H141ZM163 216H164V215H163ZM167 216H168V214H167ZM183 216H185V215H183ZM183 216H182V217H183ZM186 216H187V215H186ZM196 216L198 217V215H196ZM196 216L194 217L195 219H196ZM199 216H200V214H199ZM3 217L5 218V216H3ZM69 217H70V219L73 218V217L71 218L70 215H69ZM113 217H114V216H113ZM134 217H135V215H134ZM134 217H133V218H134ZM136 217H138V216H136ZM161 217H162V216H161ZM168 217H169V219H168L167 222L169 223V220H170V218H172V217H171L170 215H169ZM11 218H12V217H11ZM11 218H10V219H11ZM22 218L24 219V217H22ZM74 218H75V217H74ZM126 218H127V217H126ZM131 218H132V217H131ZM164 218H165V217H164ZM187 218H188V217H187ZM189 218H190V217H189ZM189 218H188V219H189ZM194 218H193V219H194ZM0 219H1V218H0ZM107 219L110 220V217L107 218ZM107 219H106V220H107ZM111 219H112V218H111ZM113 219H114V218H113ZM148 219H147V220H148ZM157 219L161 220L160 217L157 218ZM162 219H163V217H162ZM165 219H167V217H166ZM184 219H185V218H184ZM199 219H200V218H199ZM199 219H198V220H199ZM7 220H8V219H6V221H7ZM19 220L22 221L21 218H19ZM58 220H59V219H58ZM58 220H57V222H58ZM60 220H61V218H60ZM93 220H94V219H93ZM109 220H108V221H109ZM129 220H130V218H129V219L127 218L126 221L128 222ZM136 220H137V219H136ZM136 220L134 219L133 222L136 221ZM189 220H190V219H189ZM201 220H202V218H201ZM16 221H17V219H16ZM26 221H27V220H26ZM26 221H25V224H26ZM28 221H29V220H28ZM64 221H65V220H64ZM68 221H70V220H68ZM89 221H90V219H89ZM137 221H138V222H141L140 220H137ZM163 221H165V220L163 219ZM163 221H162V222H163ZM170 221H171V220H170ZM195 221H196V220H195ZM3 222H5V220H4ZM3 222H1L0 224H2ZM9 222H10V221H9ZM17 222H19V221H17ZM23 222H24V221H23ZM23 222H21V224H22ZM59 222H60V221H59ZM62 222H63V221H62ZM72 222H73V221H72ZM111 222H113V221H111ZM129 222H130V221H129ZM143 222H146V220L144 221V219H143L142 223H143ZM201 222H203V221H201ZM201 222H200V223H201ZM54 223H56V222H54ZM65 223L67 224L68 222H64V224H65ZM79 223H80V222H79ZM135 223H137V222H135ZM135 223H134V225H135ZM156 223H157V222H156ZM156 223H155L153 226H155ZM158 223H159V222H158ZM163 223H164V222H163ZM203 223H204V222H203ZM5 224H6V223H5ZM9 224H10V223H9ZM9 224H8V225H9ZM11 224H12V225H15V223H13V220H12ZM11 224H10V226H11ZM17 224H19V223H17ZM57 224H58V223H56V225H57ZM59 224H60V223H59ZM68 224H69V223H68ZM68 224H67V225H68ZM75 224H76V223H75ZM88 224H89V223H88ZM93 224H94V223H93ZM112 224H113V223H112ZM112 224H111V225H112ZM117 224H118V223H117ZM129 224H130V223H129ZM137 224H138V223H137ZM148 224H149V223H148ZM159 224H160V223H159ZM159 224H158L157 226H159ZM171 224H172V223H171ZM3 225H4V224H2V226H3ZM8 225H7V226H8ZM19 225H20V224H19ZM19 225H18V226H19ZM22 225H23V224H22ZM26 225H27V224H26ZM101 225H102V224H101ZM111 225H110V226H111ZM113 225H114V224H113ZM139 225H140V223H139ZM143 225H144V224H143ZM143 225H142V227H144ZM151 225H152V224H151ZM162 225H163V224H162ZM164 225H167V223H165ZM164 225H163V226H164ZM168 225H170V223H169ZM201 225H202V224H201ZM209 225H210V224H209ZM2 226H1V227H2ZM7 226L4 225V228H5V227L7 228ZM18 226L15 227V228H19ZM24 226H25V225H24ZM63 226L65 227V225H62V227H63ZM74 226H75V225H73V227H74ZM92 226H93V225H92ZM99 226H100V225H99ZM99 226H98V227H99ZM130 226H131V225H130ZM132 226H133V225H132ZM171 226H172V225H171ZM198 226H199V225H198ZM202 226H203V225H202ZM11 227H12V226H11ZM11 227H10V228H11ZM21 227H23V226H21ZM27 227H28V226H27ZM29 227H30V226H29ZM55 227H56V226H55ZM55 227H54V228H55ZM66 227H67V226H66ZM68 227H69V226H68ZM71 227H72V226H71ZM94 227H95V226H94ZM102 227H103V226H102ZM106 227H109V226H106ZM112 227H113V226H112ZM114 227H117V225L114 226ZM134 227H135V226H134ZM138 227H139V226H138ZM138 227H137V228H138ZM140 227H141V226H140ZM161 227H162V226H161ZM161 227H160V228H161ZM164 227H167V226H164ZM168 227H169V226H168ZM204 227H205V226H204ZM213 227H214V226H213ZM218 227H220V226H218ZM59 228H61V227H59ZM59 228H58V229H59ZM74 228H76V227H74ZM86 228H87V227H86ZM92 228H93V227H92ZM109 228H110V227H109ZM137 228H136V229H137ZM146 228H147V227H146ZM160 228H159V229H160ZM199 228H200V227H199ZM205 228H206V227H205ZM13 229H14V228H13ZM25 229H26V228H25ZM105 229H106V228H105ZM113 229H115V228H113ZM153 229H154V230H151V228H150V229H148V230H151L150 232H151V233H154L155 229H157V228H156V227H153ZM200 229H201V228H200ZM7 230H8V229H7ZM7 230H6V231H7ZM10 230H11V229H10ZM10 230H9V231H10ZM15 230H16V229H15ZM102 230H103V229H102ZM138 230H139V228H138ZM138 230H137V232H138ZM141 230H142V229H141ZM144 230H145V229H144ZM161 230H162V229H161ZM161 230H160V232H165V233H166L165 229H164V231H163V230L161 231ZM168 230H169V228H168ZM168 230H167V231H168ZM173 230H175V229H173ZM3 231H4V230H3ZM23 231L26 232L27 230H23V229H22L21 232H23ZM29 231H30V230H28L27 232H29ZM98 231H99V230H98ZM146 231H147V230H146ZM146 231H145V232H146ZM152 231H153V232H152ZM177 231H178V230H176V232H177ZM181 231H182V230H181ZM4 232H5V231H4ZM4 232L2 233L3 236H4ZM18 232H19V231H18ZM39 232H40V231H39ZM137 232H136V233H137ZM139 232H140V231H139ZM141 232H142V231H141ZM148 232H149V231H148ZM178 232H179V231H178ZM214 232H215V231H214ZM16 233H17V232H16ZM33 233H34V232H33ZM167 233H168V232H167ZM170 233H172V232H170ZM143 234H144V236H145V233H143ZM174 234H175V233H173V235H174ZM186 234H187V233H186ZM7 235H8V234H7ZM20 235H22V234H20ZM54 235H55V234H54ZM147 235H148V234H147ZM147 235H146V236H147ZM181 235H183V234H181ZM227 235H228V234H227ZM232 235H233V234H232ZM9 236H13V235H12V234H9ZM9 236H7V237H9ZM38 236H39V235H38ZM57 236H58V235H57ZM144 236H143V237H144ZM157 236H159V235H157ZM160 236H161V235H160ZM169 236L171 237V235H169ZM175 236H176V235H175ZM188 236H189V235H188ZM218 236H219V235H218ZM1 237H2V236H1ZM21 237H23V236H20V238H21ZM55 237H56V236H55ZM58 237H59V236H58ZM143 237H142V238H143ZM167 237H168V235H167ZM176 237H177V236H176ZM176 237H175V238H176ZM181 237H183V236H181ZM2 238H3V237H2ZM4 238H5V237H4ZM150 238H151V236H150ZM168 238H169V237H168ZM173 238H174V236H173ZM0 239H1V238H0ZM9 239H10V238H9ZM9 239H7V240H9ZM21 239H22V241H23V238H21ZM24 239H25V238H24ZM35 239H36V238H35ZM44 239H45V241L48 243L47 245H49L50 242L47 241L46 237H45ZM44 239H43V240H44ZM132 239H133V238H132ZM137 239H141V238H140V237H139V238L137 237ZM145 239H147V238L145 237ZM148 239H149V237H148ZM161 239H162V241H163V240H166V237H165V236H163V237L161 236ZM182 239H184V238H182ZM185 239H186V238H185ZM189 239H190V238H189ZM3 240H4V239H3ZM17 240H18V239H17ZM19 240H20V239H19ZM142 240H143V239H142ZM153 240H154V239H153ZM153 240H152L151 243L154 242ZM172 240H174V239H172ZM180 240H181V239H180ZM190 240H191V239H190ZM137 241H138V240H137ZM160 241H161V240H160ZM170 241H171V240H170ZM174 241H179V240H174ZM174 241H172V244L170 243V245L175 244ZM185 241H186V240H184V242H185ZM187 241H188V239H187ZM19 242L21 243V241H19ZM43 242H44V241H43ZM52 242H53V241H52ZM63 242H64V241H63ZM144 242H145V241H144ZM158 242H159V241H158ZM158 242H157V243H158ZM163 242H165V241H163ZM184 242H183V243H184ZM234 242H235V241H234ZM242 242H243V241H242ZM3 243L6 244V243H9V242L7 241V242H3ZM12 243H13V242H12ZM54 243H55V242H54ZM75 243H76V242H75ZM141 243H142V242H141ZM141 243H140V244H141ZM146 243H147V241H146ZM168 243H169V239H168V241H167V244H168ZM176 243H177V242H176ZM224 243H225V242H224ZM224 243H223V244H224ZM235 243H236V242H235ZM23 244H25V242L19 244L18 247H21L20 245L23 246ZM51 244H52V243H51ZM64 244H65V242H64ZM76 244H77V243H76ZM78 244H79V243H78ZM86 244H87V243H86ZM162 244H163V243H162ZM167 244H165V245H167ZM177 244H178V243H177ZM177 244H176V246H177ZM226 244H227V243H225V245H226ZM228 244H230V242H229ZM232 244H233V243H232ZM232 244H231V245H232ZM29 245H30V244H29ZM54 245H56V244H54ZM59 245H60V244H59ZM59 245H57V247H58ZM61 245H62V244H61ZM89 245H90V244H89ZM132 245H133V241H132ZM136 245H137V244H136ZM141 245H142V244H141ZM146 245H147V244H146ZM165 245H164V246H165ZM225 245H224V246H225ZM231 245H230V246H231ZM25 246H26V248H27V245H25ZM33 246H34V245H33ZM86 246H87V245H86ZM91 246H92V245H91ZM91 246H90V247H91ZM138 246H140V245L138 244ZM143 246H144V245H143ZM156 246L158 247V244H157ZM167 246H168V245H167ZM180 246H181V245H179V247H180ZM182 246H183V245H182ZM226 246H227V245H226ZM16 247H17V246H16ZM49 247H51V245H50ZM61 247H62V246H61ZM92 247H94V246H92ZM110 247H111V246H110ZM157 247H155V248L157 249ZM161 247H162V246H161ZM179 247H177V248H179ZM247 247H248V246H247ZM249 247H250V248H251V247L253 248V246H250V245H249ZM2 248L5 250L4 247H2ZM7 248H8V246L6 247V249H7ZM22 248H23V247H22ZM26 248H25V249H26ZM28 248H29V247H28ZM30 248H31V247H30ZM33 248H36V247H33ZM33 248H32V249H33ZM66 248H67V247H66ZM69 248H70V247H69ZM94 248H95V247H94ZM139 248H140V247H138V250H140L139 252H141L142 250H141V248H140V249H139ZM144 248H145V246H144ZM144 248H143V250H144ZM148 248H149L148 250H150V248L153 249V247H151V246L148 247ZM162 248H163V247H162ZM164 248H165V247H164ZM166 248H167V247H166ZM177 248L175 247V248H173V249L175 250V249H177ZM181 248H182V247H181ZM224 248H225V247H224ZM243 248H245V247H243ZM250 248H247V250H249ZM3 249H2V250H3ZM17 249H19V248H17ZM23 249H24V248H23ZM49 249H50V248H49ZM54 249L56 250V249H58V248H54ZM60 249H61V248H60ZM106 249H107V248H106ZM171 249H172V248H171ZM191 249H192V248H191ZM222 249H223V248H222ZM229 249H230V247H229ZM0 250H1V249H0ZM7 250H8V249H7ZM7 250H6V251H7ZM19 250H20V249H19ZM30 250H31V249H30ZM63 250H64V249H63ZM87 250H88V249H87ZM89 250H90V249H89ZM91 250H92V248H91ZM108 250L111 251V249H108ZM108 250H107V251H108ZM145 250H146V248H145ZM157 250H158V249H157ZM253 250H254V249H253ZM23 251H24V250H23ZM25 251H26V250H25ZM35 251H36V250H35ZM61 251H62V250H61ZM61 251H60V252H61ZM67 251H68V250H67ZM69 251H70V250H69ZM71 251H72V250H71ZM92 251H94V250H92ZM95 251H97V250H95ZM104 251H105V250H104ZM151 251H152V250H151ZM154 251H155V249H154ZM154 251H152L153 253L151 252V253H152L151 255H153L155 252H159V250H158V251H155V252H154ZM168 251H169V250H168ZM178 251H179V250H178ZM243 251H246V250L243 249ZM243 251H242V252H243ZM254 251H257V250H254ZM1 252H2V251H1ZM9 252H10V251H9ZM12 252H13V251H12ZM43 252H44V251H43ZM82 252H83V251H82ZM112 252H113V250H112ZM144 252H145V251H144ZM144 252H142L143 255L146 254V253L144 254ZM146 252H147V251H146ZM149 252H150V251H149ZM171 252H172V251H171ZM193 252H194V251H193ZM240 252H241V251H240ZM249 252H250V251H249ZM252 252H253V251H252ZM15 253H17V252H15ZM15 253H14V255H15ZM18 253H19V251H18ZM22 253H23V252H22ZM25 253H26V252H25ZM73 253H74V252H73ZM73 253H72L71 255L74 256L75 253H74V254H73ZM76 253L78 254V252H76ZM85 253H86V252H85ZM88 253H90V252H88ZM91 253H92V252H91ZM118 253H119V252H118ZM159 253H160V252H159ZM167 253H168V252H167ZM172 253H173V252H172ZM226 253H227V252H226ZM255 253L257 254V253H259V252L257 251V252H254V254H255ZM11 254H12V253H10V256H11ZM19 254H21V252H20ZM27 254H28V253H27ZM58 254H59V253H58ZM69 254H70V252H69V253L67 252V255H69ZM77 254H75V255H77ZM86 254H87V253H86ZM92 254H94V253H92ZM102 254H103V253H102ZM107 254H108V253H107ZM148 254H149V253H148ZM162 254H163V253H162ZM174 254H175V253H174ZM224 254H225V253H224ZM241 254H242V253H241ZM243 254H245V253H243ZM247 254H248V253H247ZM250 254H251V252H250ZM252 254H253V253H252ZM0 255H2V254H0ZM12 255H13V254H12ZM16 255H17V254H16ZM63 255H64V254H63ZM87 255H88L87 257H89V254H87ZM90 255H91V254H90ZM104 255H105V252H104ZM129 255H130V253L126 255V258H127V256H128V258L131 256V255H130V256H129ZM133 255H134V254H133ZM149 255H150V254H149ZM225 255H226V254H225ZM107 256H108V255H107ZM114 256H115V253H114L113 256H111V257H114ZM124 256H125V255H124ZM168 256H172V255H171V254H170V255L168 254ZM168 256H167V257H168ZM178 256H179V255H178ZM180 256H181V255H180ZM228 256H229V255H228ZM228 256H227V257H228ZM243 256H248V255L245 254V255H243ZM256 256H258V255H256ZM76 257H77V256H76ZM78 257H79V256H78ZM82 257H83V256H82ZM90 257H91V256H90ZM115 257H116V256H115ZM118 257H119V259H120V256H119V255H118ZM144 257H145V256H144ZM150 257H151V256H149V261H150ZM152 257L156 258L157 256H156V257H155V256H152ZM163 257H164V256H163ZM163 257H162V259H163ZM172 257H173V256H172ZM174 257H175V256H174ZM174 257H173V258H174ZM225 257H226V256H225ZM239 257H240V256H239ZM258 257H259V256H258ZM62 258H63V257H62ZM91 258H92V257H91ZM122 258H123V257H122ZM122 258H121V259H122ZM126 258H125V259H126ZM130 258L133 260L132 257H130ZM157 258H159V259H157ZM157 258H156L157 260H161V262H163L162 259H160L161 257L158 256ZM222 258L225 259L224 257H222ZM247 258H248V257H247ZM247 258H246V259H247ZM249 258H250V256H249ZM251 258H252V257H251ZM18 259H19V258H18ZM39 259H40V258H39ZM53 259H54V258H53ZM66 259H67V258H66ZM78 259H79V258H77V260H78ZM80 259H81V258H80ZM116 259H117V257H116ZM119 259H118V260H119ZM220 259H221V258H220ZM220 259H219V260H220ZM226 259H227V258H226ZM237 259H239V258H237ZM240 259H241V257H240ZM77 260H76V261H77ZM92 260H93V259H92ZM114 260H115V258H114ZM146 260H147V259H146ZM151 260H152V258H151ZM153 260L155 261V259H153ZM170 260H171V259H170ZM176 260H177V257H176ZM231 260H232V259H230V264H231ZM243 260H245V257H243ZM247 260H248V259H247ZM247 260H246V262H247ZM53 261H54V260H53ZM63 261H64V260H63ZM73 261H74V260H73ZM86 261H87V260H86ZM98 261H99V260H98ZM115 261H116V263H117V260H115ZM126 261H127V260H126ZM147 261H148V260H147ZM166 261H167V259H166ZM225 261H226V260H225ZM248 261H253V260H248ZM61 262H62V261H61ZM89 262H90V261H89ZM93 262H94V260H93ZM119 262H121V261H119ZM119 262H118V263H119ZM123 262H124V260H123ZM127 262H128V261H127ZM137 262H138V261H137ZM140 262H141V260H139V263H140ZM144 262H145V260H144ZM155 262H156V261H155ZM213 262H214V261H213ZM228 262H229V261H228ZM236 262H237V261H236ZM246 262H245V263H246ZM74 263H75V262H74ZM74 263H73V264H74ZM81 263H82V262H81ZM83 263H84V261H83ZM83 263H82V264H83ZM114 263H115V262H114ZM118 263H117V264H118ZM150 263H151V262H150ZM150 263H149V264H150ZM158 263H159V262H157L156 264H158ZM166 263H170V262L168 261V262H166ZM220 263H221V262H220ZM233 263H234V262H233ZM233 263H232V264H233ZM238 263H239V262H237V264H238ZM247 263H248V262H247ZM247 263H246V264H247ZM250 263H252V262H250ZM37 264H38V263H37ZM39 264H40V263H39ZM41 264H42V261H41ZM57 264H58V263H57ZM65 264H66V263H65ZM76 264H77V262H76ZM135 264H136V263H135ZM154 264H155V263H154ZM210 264H212V263H210ZM222 264H223V261H222ZM226 264H227V263H226ZM240 264H241V263H240ZM248 264H249V263H248Z\"/></svg>", "mask_w": 264, "mask_h": 264}]
</instances>
